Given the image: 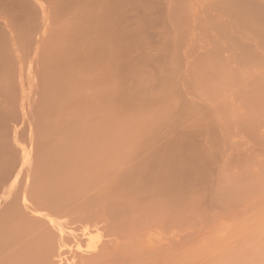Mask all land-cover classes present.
<instances>
[{"label": "rangeland", "instance_id": "obj_1", "mask_svg": "<svg viewBox=\"0 0 264 264\" xmlns=\"http://www.w3.org/2000/svg\"><path fill=\"white\" fill-rule=\"evenodd\" d=\"M220 1H222V4ZM224 1L226 2V0H0V80H1L0 81V89H1L0 92L3 91V94H2V92L0 93V96L1 97L3 96L2 98L0 97V99H2V100H0V104H1L0 105V125H1L0 126V154L4 155V157H5V158L3 157V159H5L2 161L4 163L3 165H5L7 162V164L5 165L6 169L4 170L6 175L4 174L3 169H2V172H0L1 174L2 173L4 174V175H0L1 176V178H0V180H1L0 181V186H1L0 187V205H1L0 210L1 211L3 210V212H0V216H1L0 217V232H1L0 233V264H2V262L4 264L5 259H7L5 257L11 249H12V251H14V250L18 251V246H23L24 248L26 246H28V248H29L30 245H35V247H32V248H34L33 251L35 253L34 255L36 256V259H39V260L41 259V261H39V260H37V262L34 261V262H36V264L37 263L42 264L41 262H42V259H44V258H46V259L43 261V263L46 262V264H129V263H131V264H233V263L234 264H249V263L250 264H256V263L257 264H264V257H263V255H264L263 254L264 253V249H263L264 248V246H263L264 245V237H263V235H264V181H261V180H264V175H263L264 174L263 173L264 172V107L263 106L264 105L262 106V104H264V96L263 95L261 96V93H264V89H263L264 88V85H263L264 84V74H263L264 66H262V65H264V47H263L264 46V41H263V39H264V35H263L264 34V22H263L264 18H262V17H264V16H257L260 13L264 14V10H261V9H264V0H251L250 4H249V2H248V4H246L247 6L246 5L241 6V5H237V4L235 5L234 3H232V6L229 4L230 5L229 8H228V6H229L228 3L223 4ZM228 1H230V0H227V2ZM218 5H221V7H219ZM215 6H216V8H215ZM223 6H225V7L223 8ZM242 7H243V9H241ZM179 9H180V11H179ZM230 9H232V10H230ZM247 9H249V11L251 13L247 12L248 11ZM173 11H176V12H173ZM239 11H242L245 13L241 14ZM252 11H253V13H252ZM176 13H178V14H176ZM102 14H104V15H102ZM118 14L121 15L122 17L119 16ZM238 14L239 15L241 14V16L239 17ZM248 14H250V15H248ZM255 14H256V17H255ZM110 15H111V17L112 16L113 17L111 18ZM104 16H105V18L109 17L107 19L110 21H107L104 18ZM116 16L119 18H117ZM78 17H80V18H78ZM96 17H98V18H96ZM240 18H242V19H240ZM259 18H261V19L259 20ZM78 19H82V20H78ZM98 19H99V22L98 21L96 22V20H98ZM101 19L102 20L104 19L103 21L106 24H104V23L102 24L103 21H101ZM140 19H142V20H140ZM152 20H154V21H152ZM124 21H125V23H124ZM257 21L258 22L260 21L262 23H260V22L258 23ZM95 22H96V25H99V26H96ZM113 22H115V23H113ZM116 23H119L120 25L117 24L118 25L117 26ZM149 24H151V25H149ZM65 25L68 27H66ZM105 25L108 28L105 27ZM232 25H234V26H232ZM248 25H250V26H248ZM116 26H117V29L119 28V30H122V29L125 30V33L123 30L118 32V30L116 29ZM120 26H122V28ZM77 27L79 28V30L81 32L83 31V29H85L84 32L87 31V33H89L88 38L90 40L85 39V37H84V39L83 38L81 39L84 41H81L79 39H78V41L74 40L73 37L75 35H77L78 32H80ZM88 27L89 28L92 27L91 28L92 30L89 29ZM255 27H258V28L255 29ZM64 28H66V29H64ZM73 28H74V30H73ZM153 28H155V29H153ZM55 29H57V30H55ZM62 29H63V31H62ZM75 29L77 32H74ZM106 29H108V30H106ZM115 29L117 32H115ZM145 29H147V30H145ZM157 29H160V30H157ZM88 30H91V31H88ZM255 30H256V32H255ZM56 31H57V33H56ZM107 31H108V35H107ZM110 31H111V33H110ZM66 32H67V34H66ZM121 32H122V35H121ZM72 33H74V34H72ZM97 33H99L100 35L99 34L97 35ZM253 33L255 34V36L253 35ZM63 34L67 37H65ZM71 34H72V36H71ZM90 34L92 35V37H90L91 36ZM116 34H118V35H116ZM123 34L124 35L126 34L124 36V38H126V39H124L122 37ZM130 34H131V36H130ZM136 34H138V36ZM52 35L54 37V41H53ZM54 35H56V37ZM105 35L107 36L106 38H104ZM108 36L110 39H108ZM117 36H118V38H117ZM133 36H135V37H133ZM141 36H142V38H140ZM101 37H103V38H101ZM129 37H130V39H128ZM164 37L166 39L167 38H169V39L164 40ZM232 37H234V38H232ZM30 38H31V40H30ZM95 38H96V40H95ZM157 38H159V39L157 40ZM14 39H15V41H14ZM49 39H51V41ZM122 39H124V40H122ZM239 39H241V41ZM57 40H58V43H57ZM61 40H63V41H61ZM103 40L104 41L106 40V42H104ZM107 40H108V42H107ZM131 40H133V41H131ZM135 40L138 41V43L135 42ZM28 41H30V42H28ZM55 41H56V43H55ZM74 41H75V43H74ZM99 41H102V42H99ZM111 41H112V45H114V47L115 46L118 47V49H113L114 47L110 46ZM152 41H154V42H152ZM71 42H72V44H71ZM80 42H81L82 46H81ZM90 42H93V43H91V45L92 44L100 45L99 48L95 47V50H93L94 47L93 48L88 47L90 45L89 44ZM95 42H96V44H95ZM98 42H99V44H98ZM103 42L105 43V45H107V47H105L104 49L101 47L104 45ZM116 42H118V43H116ZM120 42H122V43H120ZM16 43L20 47H18V45ZM76 43L79 46H77ZM106 43H109L110 45L106 44ZM139 43L142 45H140ZM241 43L243 44L242 46H241ZM61 44H63V45H61ZM74 44H76V45H74ZM120 44H121V46H120ZM49 45H51V46H49ZM108 45H109V49H107ZM166 45L168 46L167 49H165L167 47ZM23 46H25V47H23ZM52 46H54V48ZM61 46H62V48H61ZM128 46H129V48H128ZM71 47H74V49L72 48V50H71ZM79 47H81V48H79ZM5 48H6V50H5ZM26 48H27V50H26ZM49 48H50V50H49ZM63 48H65V49L63 50ZM125 48H126V50L128 48V50L126 51V54H125V51L123 52L124 54H122V50L120 51V49L125 50ZM130 48H132L133 50ZM244 48L245 49L248 48V49L245 50ZM57 49H58L59 54L56 51ZM242 49H244V51ZM47 50H49V51H47ZM115 50H118L120 52L117 51L115 54H113ZM46 51L48 54L51 53L50 56H48V57L52 56L51 57L52 59L50 58V62L52 60H54V61H52L53 63L51 62L52 64L55 63V65L56 64H58V65L62 64L63 65L65 63L67 65V64L71 63L70 65H67L68 66L67 68H69L68 72L69 73L71 72V73L70 74L68 73L66 76V77H71V78H67V80H66V81L69 80L68 83L70 85L65 82L66 84L69 85V86L67 85V87L65 89H64L65 83L60 84L59 82H57V84H56V83L48 82L49 86H51L50 89L52 88V91L49 88H47V85L43 84L46 82L43 79H45V78L48 79L47 76L49 75L48 74L49 72H47V74H45L46 72H44V69H45L44 68V65H45L44 60H46L45 58L47 55ZM68 51H69V55H68ZM41 52H42V55L44 57L41 56ZM83 52H85V54ZM96 52H98V53L96 54ZM127 52H128V55H127ZM143 52H145V54ZM219 52H221V53H219ZM60 53H63V54L60 55ZM119 53H120V56H119ZM175 53L177 56H175ZM17 54H18V56H17ZM91 54H94L92 56L97 58V61L95 60V58L94 59H93V57L91 58V56H90ZM111 54L115 55L114 59L117 62L115 60H113V55H111ZM117 54H118V56H117ZM97 55H99V56H97ZM106 55L109 59L107 57H105ZM121 55H123V56H121ZM53 56L54 57L56 56V57L53 58ZM100 56H101V58H100ZM127 56H129V59L127 58ZM13 57H15V61H13L14 60ZM118 57H120V58H118ZM122 57H123V59H122ZM138 57H139V60H138ZM140 57H142V58H140ZM167 57H169V58H167ZM249 57H251V59ZM104 58L106 60H103ZM124 58H127L128 60L127 59L124 60ZM133 58L134 59L136 58L137 60L135 59V62H133L134 61ZM166 58L168 61L166 60ZM208 58H210V59H208ZM6 59H8V60H6ZM70 59H71V61H70ZM119 59H121V60H119ZM130 59L132 61H130ZM142 59H144V60L141 61ZM164 59L166 61H164ZM214 59H215V61H214ZM256 59H259V61ZM47 60H48V58H47ZM60 60L61 61L67 60V62H65V61L61 62ZM78 60H79V63H75V62H78ZM85 60H86V63H85ZM91 60H92V62H91ZM98 60H100V61H98ZM123 60H124V62H123ZM212 60L214 62H212ZM255 60L258 62H256ZM126 61L128 64L126 63ZM174 61H176V63ZM261 61H263V62H261ZM110 63L112 65H110ZM129 63H131V64H129ZM164 63L166 64V66ZM259 63H260V65H258ZM74 64H76V65H74ZM97 64H98V66H97ZM116 64H118V65H116ZM126 64H127V66H125ZM208 64H210V67ZM101 65H103V66H101ZM104 65H106V66H104ZM140 65H141V69H140ZM142 65H144V66H142ZM33 66H34V68H36V69L38 68L39 70L38 69H37L38 71L36 69L34 70ZM74 66H75V68H74ZM84 66H85V68H84ZM96 66L98 67V69L95 68ZM109 66H113V67L109 68ZM135 66H137V67L135 68ZM169 66H170V68H168ZM171 66H172V68H171ZM174 66L176 67V69ZM99 67L102 70H99L100 69ZM106 67H108L109 69H107ZM124 67L126 70V74L128 73L127 75L125 74ZM255 67H256V70H255ZM72 68L78 69V70L72 71ZM105 68H106V70H103ZM119 68H120V70H122V73L119 70ZM198 68H200L201 71H199ZM205 68H207V69H205ZM4 69L5 70L7 69V70L5 71ZM86 69L88 70V72H86L87 71ZM95 69H96V71H95ZM172 69H174V70H172ZM210 69L211 70L213 69L211 71L212 73L209 71ZM215 69H216V71H215ZM40 70H41V72H40ZM92 70H94V71H92ZM109 70L113 72V75H112V72H110ZM203 70H204V72L207 70L208 73H206L207 72L206 71L205 72L206 74H204ZM217 70L219 72H217ZM23 71H25V72H23ZM78 71H80V72L82 71V72L79 73ZM84 71H85V73H84ZM118 71H120V72H118ZM134 71H135V73H134ZM144 71H145V73L141 74ZM168 71H169V73H168ZM37 73H39V75ZM91 73H92V75H91ZM129 73H130V75H129ZM41 74H43L44 77H43V75L41 77ZM88 74L91 75L92 77H94V79L91 76H89ZM103 74H104V76H103ZM118 74H120L121 76L120 75L117 76ZM139 74L141 75V77L140 76L136 77V75H139ZM229 74H231V75L233 74V75L231 76ZM95 75H98L97 78L95 77ZM215 75H216V79H215ZM238 75H240V76H238ZM32 76H35V77H32ZM73 76L77 77V78L75 77L76 80L74 79ZM78 76H81L82 79H81V77L79 78ZM86 76L90 77V80H88L89 78H86ZM108 76H110V77L107 78ZM227 76H228V78L231 77L232 79L228 80ZM99 77H101V78H99ZM111 77H112V80H111L110 84L113 83V86L115 85L113 87L114 91L111 92L112 96H110V92L108 93V91L107 92L104 91L103 90L104 88H102V90L99 89V88H101L100 84L105 81L104 79L107 78L106 83L105 84L103 83L104 85H107V83L109 82ZM117 77H121V78L123 77L122 79H124V80H122L121 78H117ZM208 77H210V78H208ZM233 77H235V78L233 79ZM72 78L74 80H72ZM252 78H253V81H252ZM114 79H117V80L120 79V81H117ZM222 79H223V81H222ZM39 80H41V82ZM83 80H84V83H83ZM85 80H86V82H85ZM254 80L255 81L257 80V82L255 83ZM88 81H90V82H88ZM121 81L123 83H119ZM93 82H95V83H93ZM139 82H140V84H139ZM2 83H3V85H2ZM36 83H39L38 84L39 86H37ZM71 83L72 84L74 83L73 85L76 84L77 86H73V85L71 86ZM88 83H89L90 87L87 86ZM114 83H116V84H114ZM164 83H165V86L167 85L166 86L167 88L166 87L164 88ZM166 83H168V84H166ZM227 83H229V84H227ZM13 84H15V85H13ZM51 84L54 86V90H53V86ZM91 84H93V86H91ZM110 84L107 86L112 87L111 86L112 84L111 85ZM123 85H125L127 90ZM17 86H18V88H17ZM45 86H46L47 90H45ZM78 86H80V87L78 88ZM98 86H100V87L97 88ZM160 86H162V87H160ZM252 86L256 91H254V89L251 88ZM118 87H121L122 89L120 90V88H119L118 91H115L118 89ZM15 88L17 89V91ZM76 88H78V89L76 90ZM84 88H86V89H84ZM171 88H172V90H171ZM214 88L216 89V91ZM48 89L51 92L55 91L54 93H52V95H51L52 98H50V102L48 101L49 103L47 102V100L49 99V98L47 99V97H49L51 92H50V94L47 92L48 96L46 97V99H43V100L41 99V97H44V95H45V94L42 95L41 91L46 92V91H49ZM67 89H69L70 91ZM82 89L85 92L83 95H82V93H83ZM123 89H125V90H123ZM173 89H174V91H173ZM247 89H248V91H247ZM38 90H39V92H38ZM99 90L101 92H98ZM129 90L130 91L132 90L131 93H133V95L130 94ZM161 90H162V92H161ZM252 90H253V92H252ZM67 91L70 92L69 94H71V95L73 92H75L71 96L72 102L70 101L71 98H70ZM103 91L105 92L106 96L104 95ZM142 91H143V94H141ZM222 91H224V92H222ZM62 92L65 95H63ZM76 92L78 94H76ZM95 92H97V93H95ZM118 92H120V94H122V95L118 94ZM247 92H249L250 96L248 95ZM114 93H115V95H113ZM153 93H154V95H152ZM163 93L165 96L163 95ZM53 94L55 97L53 96ZM74 94H76V95H74ZM79 94L81 95V97ZM116 94H117V96H116ZM124 94L125 95L127 94L128 101H127V99H125L126 96ZM135 94L136 95L141 94V97L139 95L135 96ZM170 94H171L170 97H166V95L169 96ZM211 94H213V95H211ZM56 95H59L62 99ZM66 95H68V96H66ZM77 95H79V96H77ZM99 95L101 98L99 97ZM253 95L254 96L256 95V98L254 97V99L257 100V98H258L257 101H255L254 99H251V96L253 98ZM74 96L80 97L81 102H79L80 99L77 98L78 103L74 104L73 103V99L75 100ZM108 96H110V97H108ZM138 96L140 98H138ZM246 96H247V98L248 97H250V98L247 99ZM82 97H83V100H82ZM88 97L90 99H87ZM103 97L104 98L108 97L112 101L106 100V98L104 101ZM111 97H112V99H111ZM115 97L117 98L116 100H115ZM131 97L133 99L135 97H137L136 100L134 99L135 102L132 100ZM53 99H54V101H52ZM86 99L88 102L86 101ZM140 99H142V100H140ZM168 99H170L171 101ZM260 99H261V101H260ZM262 99H263V101H262ZM40 100H41V102H40ZM45 100H46L47 104L49 105V107L52 106V108L50 107L51 109L46 105V103L44 104ZM113 100L117 104L114 103ZM251 100H252V102H251ZM253 100L255 102H258V103L262 102V104H260V106L262 108L259 106H257L258 107L257 108L254 105V104L257 105V103L252 104ZM42 101H44V102L42 103ZM67 101H70L73 104V105H71V107H73V108L70 107L71 103L67 102ZM82 101L83 102L86 101V103H82ZM96 101H97V104H96ZM119 101H121V102H119ZM130 101L132 104L127 103L130 106L127 105L128 107H126V105H123V104H126V102H130ZM156 101H158V102H156ZM164 101H165V104H164ZM4 102H6V103H4ZM99 102L100 103L104 102V103L99 104ZM170 102H171V104H170ZM79 103L81 106L83 104L84 105L86 104V106H88L89 104L90 105L88 107H86V106L81 107L80 105L78 106ZM87 103H89V104H87ZM36 104L38 105V107H41V108L37 109L38 107ZM93 104H96V105H93ZM75 105H76V107H74ZM105 105H107V106H105ZM139 105H141V106H139ZM142 105H144V106H142ZM169 105H170L171 109L169 110V112L163 114L165 119L162 116H161V118L159 117L160 119L157 118V126H154L155 127L154 129L156 130L157 133L156 132H155L156 134L154 133L155 138H153L154 139L153 142H152V140H150L151 142L147 141V139H145L146 140L145 141V140H143L144 138L140 139L141 138L140 137L139 139L141 141L142 140L143 141L135 146V147H138L136 152L134 151L135 149L132 150L133 152H135L137 154L130 152V154H131L130 156H132V155H134V156L131 157L133 159H131L130 157H129V159H131V161L132 160L133 161L131 162L130 160H128L127 161L128 163L124 162L122 164L123 168H120V172H119V170H118V172L117 171L115 172L116 175L119 174L120 176L118 175V177H117L115 175L116 176L115 178H118L117 182H116V183H118V180L120 179V177L125 176V174H127V172L129 173V171L131 169L133 170L135 168L141 167L140 165H142V163H145L144 160H142V159H145V157L147 158L149 156L152 159L151 161L149 160L150 163H152V164L151 165L148 164L150 166V167L148 166L150 168V172L147 168L148 173L146 174V172H145V174H142L143 178H141V175H138V177H140V180H141L140 181L138 179L139 182H144V180L145 179L148 180L149 177H150V179L157 177L156 175H158V174L156 172L153 173L151 171L152 170L151 167L154 165V163H155L156 167H160V165L162 166V163H163V165H167L166 164V163H168L167 160L168 161L171 160V161H169L168 164H171L170 169L172 168V171L174 170L172 173L175 175V177H177V179L175 177H173V179L174 178L176 179L175 180V183H176L175 186L177 187L178 192H181L182 196H183V194H182L183 189H181L182 187L184 188L183 193H185L184 197H182V200L181 201L179 200V202L172 201L173 203H171V200L169 201L167 199L169 201L168 203H170L169 205L173 204V206L175 208L174 209L175 212H174V210L171 212L173 206L171 208L168 205L166 198H165V200L167 203L166 205H168L167 206L168 208L165 207L166 205H164V204H161V205H163V207L162 206L160 207V204H159V207H160L159 208L158 206H156L155 203H153L154 198L156 200V197H154V190L152 187L151 188L146 187L144 189L140 188V189H138V191H136L137 189L133 190L131 188L133 191H136V192H132V194L134 196H135L134 193H136V195H137L136 199H135V197H133V195L131 193H129L131 195H129L128 198L124 197L126 194H124V196L121 197V195L125 192L126 188L123 190V188L120 187L121 190H123L124 192L121 191L122 194L121 193L116 194V192L118 191L117 188H119V186H117V188L115 190L116 183H114V181H113L114 179L112 178V176H114L113 174H115V173H113L111 176L108 175L109 177H107V179L103 178V180L100 181L102 183H99L97 180L96 182H98L99 185H97V186L95 185V188L94 187L92 188V186H91L92 190L91 189L87 190V191H89L88 194H86L87 193V191H86V193H83V195H81V197L85 196V195L86 196L89 195L87 197V199H89V197L91 195L90 199H93V201L96 203L95 204L96 206H95L92 203L93 201H90L91 204L94 205L95 207L92 206L93 212L91 210H88L89 207L87 208L88 211L86 210V213L91 211L89 213V216H88V214L84 213V214H86L87 217L85 215L83 216V214H82L85 211L80 210L81 208L86 209V207L89 206V204H90L89 201H88L89 202L88 205L84 204V202L86 200V196L83 197L85 200L82 199V201L84 200L83 201L84 207L76 208V210L79 209V211H76L74 208L78 205V202L81 201L79 199H78L79 200L78 202L76 201L77 199L74 200L75 202H77V205L74 206L76 203L72 204L71 205L72 210L70 209L71 207H69L70 204L68 206V203H67L66 207L60 206V208L62 207L60 209V208L53 207V203L49 204L50 202L48 203L47 201H45V202H47L48 204L41 203L43 200L41 202L36 203L38 201L37 198H36L37 201L36 200L33 201V199H35V198H32L31 192L33 191L34 187L36 186L35 184H37V186H38L39 181L43 180L42 177L48 175L47 174L48 172L47 173L44 172V174L46 173L47 175H43L41 171H38V173L35 172V169L38 168L36 166V163L37 164L40 163L37 161L40 158L43 150L47 151V148H45L46 145L49 144L47 146L50 147V143L51 142L53 143V141L57 138L56 140L59 142H57L55 140V143L58 144L61 142V140H63L64 143L62 141L60 144L63 143L62 145L64 146L65 141H66L67 145L69 147L71 145V147H72L73 142L76 138V135H74L73 132L76 131V128L79 126V123H81V125L84 124L83 126H85V123L83 122V118L85 119L88 114H92V112L94 113L92 115H88L89 120L86 121L88 124H90L93 121V119L92 120H90V119L94 118V117H95V120H94L95 123L97 121L102 122L100 119H101V117H103V115L105 116L106 113L117 114L118 116L121 117V119L127 118V119L123 120L125 122H131V121L134 122V120L137 119L136 118L138 116L137 113H139L138 118H140V119L145 118L146 114H149L150 111H152V113H153L152 116L156 117V115L159 111H162L166 108H169ZM195 105H196V107H195ZM218 105H220V106H218ZM45 106H46V109H45ZM55 106H58V107H56L57 109L55 108ZM60 106H61V108H60ZM47 107L49 108V110ZM107 107H108V109H107ZM118 107L121 110L120 112H119ZM135 107H136V109H135ZM156 107H158V108L156 109ZM173 107H174V110H173ZM175 107H177V109H175ZM79 108L81 109L80 112H79ZM87 108H89V109H87ZM148 108H149V111H148ZM259 108H261L262 111ZM52 109H55V111L59 110V112H55ZM74 109L78 110L80 117L82 114L86 115V116L82 115L84 117H82V119H80V121H82L83 123L79 121L80 117L78 116L77 111H75ZM93 109H94V111H93ZM128 109L130 110L131 113L133 111V113L131 114ZM153 109H154V111H153ZM257 109H259V110L257 111ZM39 110H43V111H39ZM46 110L48 111L47 113H46ZM83 110H84V113H83ZM87 110H89V111H87ZM97 110H99V112H97ZM102 110H104V112ZM115 110L118 111L119 113L116 112ZM155 110L157 111V113ZM217 110L220 112V114H219V112H215ZM44 111H45V113L42 114V112H44ZM143 111L144 112L146 111L145 115H144L145 117L143 116V114H144ZM6 112H9V113H6ZM16 112H17V115H16ZM81 112H82V114H81ZM96 112H97V114H96ZM258 112L259 113L263 112V113L261 115V113L257 114ZM13 113H14V115H13ZM98 113H100V114H98ZM140 113L141 114L143 113V114L140 115ZM181 113H182V116H181ZM7 114L9 116H11L12 118L9 117ZM169 114H171V115H169ZM212 114H213V117L211 116ZM34 115H36V116L34 117ZM42 115L44 116V118H42L43 117ZM122 115H124V116L122 117ZM126 115H128V116H126ZM132 115H134L135 117ZM58 116H59V118H58ZM118 116H117V118L120 119V117H118ZM243 116H244V118H243ZM97 117H99L98 120L96 119ZM128 117H130V119ZM133 117H134V119H132ZM240 117H241V121H240ZM64 118H67V119H64ZM72 118L73 119L75 118L73 120L74 121L73 124H71ZM237 118L239 121H237ZM59 119L61 120L60 123H59V121H60ZM102 119H104V117ZM121 119L119 121H122ZM140 119H137L138 123H139ZM155 119H154V121H155ZM176 119H177V121H176ZM242 119H243V121H242ZM46 120L49 121V124H51L48 127L46 126V124L42 125V123H47V122H45ZM63 120H66V122L64 123ZM69 120H70V123H69ZM247 120H250L251 122L252 121L253 122L250 123V121L248 122ZM54 121H56L59 124H56V122L53 123ZM78 121H79V123H78ZM89 121H90V123H89ZM170 121H172V122H170ZM256 121H258V122H256ZM35 122H37V123H35ZM76 122L78 124H75ZM219 122L221 124L223 122V124L219 125ZM236 122H237V124H236ZM38 123H40V124H38ZM152 123H153V121H152ZM171 123H172V125H170ZM244 123H246V124H244ZM249 123H250V125H249ZM254 123H255V125H253ZM37 124H38V126L39 125L41 126V130H39L40 127H37ZM64 124L65 125L68 124L67 129H66V126L62 127V126H64ZM228 124H230V125H228ZM240 124L242 125V127L240 126ZM52 125L55 126V129H56V131H54L53 134L56 133V134H60V135L56 136V134L55 135L52 134L53 138L49 137V140L51 139L52 141L48 142L47 141L48 139H46V137H48L49 135L45 136V134H42V130H43L42 128L44 127L45 132H48V131H50L49 127H51ZM70 125H71V127L69 128ZM154 125H156V122ZM210 125L213 127H211ZM214 125H216V126H214ZM252 125H253V127H252ZM246 126L248 127V130H247ZM250 126H251V128H250ZM45 127H47V131H46ZM72 127H75V128H72ZM68 128L69 129L72 128L73 130L72 129L69 130ZM61 129H66L69 131V133L68 132L66 133V130H65V132L62 131ZM51 130H52V128H51ZM160 131H161V133H160ZM39 132H41L40 133L41 135H39ZM63 132H64V134L66 133L67 137L63 134ZM71 133H73V134H71ZM49 134H51V132H49ZM70 134L74 135L75 137L71 136ZM42 135H44V136H42ZM61 137H63V139H60ZM70 137H72V138H70ZM67 138H68V140H67ZM70 139H73V140L70 141ZM139 139H138V141H139ZM216 139H217V141H216ZM33 140H35V141H33ZM102 140H103L102 142H104V143L106 142L105 138ZM156 140H158V141H156ZM175 140H177V141H175ZM40 141L43 143H41ZM172 141H173V144L171 143ZM53 145H54V143H53ZM139 145H141V146H139ZM167 145H168V147L166 148ZM135 147H133V148H135ZM155 149L158 151H166V152L165 153L161 152V154L163 153V155H161L160 152L156 151L157 152L156 153ZM41 150H42V152H40ZM187 150H189V151H187ZM169 151H170V153H169ZM181 153L185 157L183 156V158H182ZM153 154L157 155V157L155 156L156 158H154ZM170 155L171 156L175 155V156H173V158L172 157L170 158ZM152 156L154 159L152 158ZM161 156H162V158H161ZM15 157H16V159H15ZM164 157H165L166 161H164V159H163ZM167 157L169 159H167ZM179 157H181V158H179ZM148 158L146 160H148ZM175 158H177V159H175ZM185 158L187 160H185ZM158 160H160V161L158 162ZM201 160L202 161L204 160L205 165L202 164L203 162H201ZM39 161H41V160L39 159ZM42 161H43V159H42ZM172 161H174V162H172ZM179 161H181V163ZM246 161H248V162H246ZM249 161H251V163ZM0 162H1V160H0ZM184 162L185 163L187 162L186 165ZM191 162H192V164H191ZM132 163H134L133 168H131V166H129V165H132ZM139 163H141V164H139ZM158 163H160V164H158ZM182 163L185 166L184 168L182 166ZM0 164H2V163H0ZM135 164H136V166H135ZM12 165H13V167H12ZM145 165H146V163H145ZM157 165H159V166H157ZM38 166H40V165H38ZM134 166H135V168H134ZM124 167H125V169H124ZM126 167H129V168H126ZM190 167H192L191 170H190ZM1 168H3V167L1 166ZM1 168H0V170H1ZM194 168H197L199 173L197 172V174H194L195 172H193L192 169L194 171L197 170ZM38 170H40V169L38 168ZM145 170H146V168H145ZM204 170H206V171H204ZM180 171L182 173H180ZM122 172H124V173L126 172V173L124 174ZM7 173H9V174L7 175ZM34 173H37L38 175L40 173L43 176L42 175L35 176L36 174H34ZM175 173H179V174H177L178 176ZM200 174L201 175L203 174L204 177L201 176ZM205 174H207V175H205ZM259 174H260V176L261 175L262 176L259 177ZM146 175L148 178L146 177ZM251 175L256 177L257 180H255V178L252 177ZM151 176H153V177H151ZM248 176H249V179L246 178ZM3 177L6 179V181H4ZM144 177H146V178L144 179ZM190 178H191V180H190ZM253 178H254V180H253ZM184 179L186 181L188 180V182H186ZM251 179H252V181H251ZM46 180H48V179H46ZM100 180H101V178H100ZM180 180H181V182H179ZM182 180H183V182H182ZM109 181L112 184L114 183L115 186L113 185L111 187ZM177 181L182 185L177 183ZM256 181H257V183H256ZM33 182H34V184H33ZM43 182H44V180H43ZM43 182L41 181V183H43ZM228 182L231 184H229ZM246 182H247V184L251 183L254 186L249 184L250 187H247L249 185H246ZM41 183H39V184H41ZM184 183H186L187 185L189 183V185L186 186ZM1 184H3V185H1ZM44 184L45 183H43V185ZM26 185H28V187H31V188H27ZM180 186H182V187H180ZM109 187H111V189L113 188L115 190L114 191L115 193H113V191H111V189ZM188 187H190L191 191L187 190V189H189ZM240 187H242V188H240ZM228 188H230V189H228ZM235 188H237V189L235 190ZM247 188H249V189H247ZM250 188H252V191H249V190H251ZM256 188L259 190L261 189V190L259 191ZM22 189H24V190H22ZM26 189H28V190H26ZM87 189H89V188H87ZM127 189H129V188L127 187ZM231 189H232V191H230ZM241 189H242V192H241ZM18 190L20 191V193L23 192L24 194L23 193L20 194ZM74 190H77V189H74ZM99 190H103V192H105V190H106V192L103 193L102 191H99ZM140 190H144V191L141 192ZM222 190L224 192H222ZM243 190H244V192H243ZM81 191H82V189H81ZM110 191H111L112 196L110 194ZM151 191H153V192H151ZM188 191L190 192V194ZM253 191L254 192L256 191V192L253 193ZM12 192H13V194H12ZM70 192H71V190H70ZM77 192H78V190H77ZM145 192L147 194H144ZM148 192L150 195L148 194ZM237 192L238 193L240 192L239 194H241V195H239ZM14 193H16V194H14ZM18 193H19V195H18ZM71 193H70V195H71ZM75 193H76V191H75ZM107 193H109L110 195H108ZM187 193H188V195H187ZM244 193H246L247 195ZM80 194H82V193H80ZM76 195L79 197L78 193ZM76 195L75 196L73 195V196L77 197ZM139 195H140V197H139ZM146 195H149V197H147ZM151 195H153V196H151ZM108 196L111 198L107 199V198H109ZM190 196H191V198H190ZM240 196L242 198H240ZM20 197H22V198H20ZM70 197H72V196H70ZM92 197H94V198H92ZM95 197H96V199H95ZM100 197H102V198H100ZM137 197H138V199L140 198L142 200V202H140V199L138 200ZM152 197H154V198H152ZM186 197H187V199H186ZM217 197L219 199H222V201L224 203H222L221 200L219 201ZM236 197L238 199H236ZM115 198H117V200ZM131 198H133V199H131ZM10 199H12V200H10ZM101 199H104V200H101ZM111 199L113 200L114 204L111 203L112 202ZM128 199H129V202H128ZM143 199H144V201H149V202H144ZM227 199H229V200H227ZM14 200H16V202H13ZM72 200L70 199V201H72ZM99 200L103 201V202L105 201L104 203L106 205H104L103 203L101 205V202ZM165 200H161V198H160L161 202H163ZM184 200H185V202H184ZM5 201H6V203H8L7 205H6ZM10 201L20 205L21 206L20 209H22V206H23V211H24L23 216L25 215V219H26L25 221H27V222L24 221L21 223L22 224L28 223L26 225H28L29 229L26 228V226L24 224L25 232H24V230H21V229L18 231V232L21 231V233L23 232L25 235H23V233H22V235L21 234L20 235L24 236V237L23 238L21 237V240L18 241V243L17 242L15 243L16 245L14 243L8 244L11 242V240L8 239L10 241L9 242L7 241L8 242L7 243L8 246H7L6 241L4 243L5 235L3 232H5L7 234L6 230H8V229L6 227L5 221H4L5 226L3 225L4 223L1 224L2 223L1 220H4V218L3 219H1V218L3 217L2 216L3 213L5 214L6 211L10 212L12 210L10 208V206H11ZM120 201L121 202L124 201L125 203L123 202L122 203L123 205H122ZM158 201H159V199L157 200V202ZM194 201H197V202H194ZM67 202H69V201H67ZM86 202H87V200H86ZM109 202L111 204V207H109L110 206ZM180 202H182V203H180ZM71 203H73V202H71ZM115 203L117 204V206H118V204L121 205L118 207H123V206L125 207L126 206L125 207L126 209L115 207L116 206ZM151 203L153 204L154 208L153 207L151 208V206H152ZM179 203H180L181 207L178 205ZM37 204H38V206H37ZM57 204H59V203H57ZM136 204H138V205H136ZM8 205H9V208H7ZM13 205L15 208H17L15 206V204H13ZM44 205H46L47 208ZM79 205H81V204L79 203ZM99 205L101 206V208H99ZM112 205H114V206L112 207ZM157 205H158V203H157ZM183 205H185V206H183ZM127 206L128 207L130 206V207L127 208ZM131 206H134V207H131ZM147 206H149V207H147ZM155 206L157 208H155ZM11 207L13 208V206H11ZM49 207H51L52 209H49ZM57 207H59V205ZM108 207H109V209H108ZM146 207H147V210L145 211ZM163 208H166V210ZM6 209H9V210L11 209V210L9 211ZM73 209L76 211V213L73 211ZM115 209L117 211H115ZM123 209H125V210H123ZM128 209H129V211L131 209L130 213H129ZM160 209H161V211L162 210L163 211L160 213V215H156V213L157 214L159 213L158 210L160 211ZM176 209H177V211H176ZM66 210H67V213H66ZM152 210H154L153 213L150 212ZM123 211H124V214L122 213ZM14 212H15V210H14ZM140 212H142V213H140ZM164 212H165V214H164ZM127 213L129 215L131 214V216L128 215L129 217H127L128 220L126 221ZM77 214H79V218H78ZM120 214H123V215H120ZM148 214H150V215H148ZM7 215H8V213H7ZM7 215H6V218H7ZM132 215L135 217H133ZM122 216H124V217H122ZM144 216L148 217V218L144 219L145 218ZM149 216L150 217L153 216V217L149 218ZM84 217H86V218L83 220ZM72 218H73V220H72ZM22 219H23V217H22ZM88 219H90V220H88ZM112 219H114V220H112ZM11 220H12V218H11ZM36 220H37V222H36ZM133 220L136 222H134ZM13 221H15V219ZM20 221H21V218H20ZM30 221H31L32 225H31ZM87 221L89 224L87 223ZM121 221H123L124 223ZM129 221L131 223H129ZM84 222H86V223H84ZM112 222H114L116 224V226ZM120 222H121V224H120ZM133 222L135 224H133ZM11 223H13V222H11ZM66 223H67V225H66ZM13 224H11V226H9L8 228L11 229ZM15 224H17V223H15ZM72 224H74V225L72 226ZM129 224L131 226H129ZM7 225H8V223H7ZM19 225H20V223H19ZM33 225H34V227H33ZM109 225H111V226H109ZM136 225H137V227H136ZM114 226H115V228H114ZM16 227H18V225ZM112 227L114 229H112ZM20 228H22V226ZM128 228H130V229H128ZM131 228H132V230H131ZM27 229L29 230V233H28ZM116 230H118V231H116ZM12 231H13V229H12ZM9 232H8V234H9ZM260 232L263 234H261ZM117 233L118 234L120 233V234L118 235ZM258 233H259V235H258ZM54 234H56V235H54ZM9 235L12 236V234H9ZM17 235H18V233H17ZM31 235H33V236H31ZM256 236H258L259 238ZM260 236L262 238H260ZM6 238H7V235H6ZM8 238H9V236H8ZM28 238H31V240H29ZM45 239L47 240L48 243H50L49 247H50L51 251L49 248H47L48 245L46 247L47 249H49L47 252L48 253L50 252V254H44L45 250H46V248H43V246H45L44 241L46 242ZM5 240H7V239H5ZM260 240H261V244L260 243L258 244V241L260 242ZM255 241H257V242H255ZM29 242H31V243H29ZM32 242H34V243H32ZM35 242H37V243L39 242V244H41L42 247H40L41 245H39V244L37 245V243H35ZM41 242H43V243H41ZM36 246H38L39 249H38V247L36 248ZM248 246H250V247H248ZM1 247L5 248V250H3V248H1ZM13 247H15V249ZM19 249H21V247H19ZM27 249H24V250H27ZM43 250H44V252H43ZM28 251H30V250L28 249ZM28 251L26 252V254L28 253ZM37 251H39L38 252L39 254H37ZM55 251H56V253H55ZM256 251H257V253H256ZM258 251H260V252H258ZM14 252H16V251H14ZM134 252H136V253H134ZM5 253H6V255H5ZM19 253H24V252L19 250ZM31 253H33V252L31 251ZM138 253H139V256H138ZM9 254H10V252H9ZM250 255H252V256L250 257ZM135 256H136V258H135ZM145 256H147V257H145ZM7 257H8V255H7ZM27 257H29L28 254H27ZM32 257L34 259L33 255H32ZM47 257H48V260H47ZM253 257H254V259H253ZM2 259H4V260L2 261ZM127 261H129V263ZM26 262H27L26 264H28L27 260H26ZM30 263H32V262L30 261Z\"/></svg>", "mask_w": 264, "mask_h": 264}, {"label": "bare ground", "instance_id": "obj_2", "mask_svg": "<svg viewBox=\"0 0 264 264\" xmlns=\"http://www.w3.org/2000/svg\"><path fill=\"white\" fill-rule=\"evenodd\" d=\"M217 2V1H216ZM221 2V4H222V1H220ZM230 2V3H229ZM248 2H249V4L251 3V0L249 1V0H230V1H228L227 2V0H226V2L224 1V3L223 4H226V3H228V5L230 4L231 6H232V3H234L235 5L237 4V5H246V4H248ZM253 2V1H252ZM257 2V1H256ZM254 3V2H253ZM212 4V3H211ZM216 4V3H215ZM178 5V4H177ZM176 5V6H177ZM227 5V6H228ZM230 5L228 6V8L230 7ZM252 5V4H251ZM257 5V4H256ZM219 7H221V5H218ZM234 6V5H233ZM247 6V5H246ZM253 6V5H252ZM179 7V6H178ZM225 6H223V8H224ZM235 7V6H234ZM239 7V6H238ZM257 7V6H256ZM181 8V7H180ZM215 8H216V6H215ZM227 8V7H226ZM175 9V8H174ZM178 9V8H177ZM182 9V8H181ZM241 9H243V7L241 8ZM245 9V8H244ZM257 9V8H256ZM230 10H232V9H230ZM248 11L247 12H249V13H251L250 11H249V9H247ZM251 10V9H250ZM261 10H264V9H261ZM179 11H180V9H179ZM243 11V10H242ZM242 11H239L241 14L242 13H245V12H242ZM259 11V10H258ZM173 12H176V11H173ZM182 12V11H181ZM233 12V11H232ZM263 12V11H262ZM227 13V12H226ZM231 13V12H230ZM234 13V12H233ZM252 13H253V11H252ZM174 14V13H173ZM176 14H178V13H176ZM241 14L239 15V17L241 16ZM102 15H104V14H102ZM115 15V14H114ZM119 15V14H118ZM117 15V16H118ZM234 15V14H233ZM245 15V14H244ZM247 15V14H246ZM248 15H250V14H248ZM254 15V14H253ZM98 16V15H97ZM116 16V17H117ZM119 16H121V15H119ZM147 16V15H146ZM173 16V15H172ZM257 16H264V14L263 13H260V14H258ZM103 17V16H102ZM110 17H111V15H110ZM113 17V16H112ZM111 17V18H112ZM122 17V16H121ZM144 17V16H143ZM149 17V16H148ZM147 17V18H148ZM175 17V16H174ZM173 17V18H174ZM238 17V16H237ZM248 17V16H247ZM250 17V16H249ZM255 17H256V14H255ZM78 18H80V17H78ZM84 18V17H83ZM96 18H98V17H96ZM101 18V17H100ZM104 18H105V16H104ZM107 18H109V17H107ZM107 18H105L107 21H110V20H108ZM110 18V19H111ZM117 18H119V17H117ZM253 18V17H252ZM262 18H264V17H262ZM114 19V18H113ZM124 19V18H123ZM175 19V18H174ZM240 19H242V18H240ZM239 19V20H240ZM250 19V18H249ZM257 19V18H256ZM261 18H259V20H260ZM76 20V19H75ZM78 20H82V19H78ZM94 20V19H93ZM104 20V19H103ZM102 19H101V21H103ZM105 20V21H106ZM120 20V19H119ZM122 20V19H121ZM140 20H142V19H140ZM145 20V19H144ZM251 20V19H250ZM99 22V19L98 20H96V22ZM117 21V20H116ZM152 21H154V20H152ZM151 21V22H152ZM163 21V20H162ZM177 21V20H176ZM185 21V20H184ZM224 21V20H223ZM96 22H95V25H96ZM127 22V21H126ZM137 22V21H136ZM140 22V21H139ZM144 22V21H143ZM161 22V21H160ZM165 22V21H164ZM163 22V23H164ZM245 22V21H244ZM247 22V21H246ZM249 22V21H248ZM255 22V21H254ZM258 22V21H257ZM260 22V21H259ZM258 22V23H259ZM264 22V21H263ZM75 23V22H74ZM92 23V22H91ZM104 23V21L102 22V24ZM113 23H115V22H113ZM120 23V22H119ZM119 23H116V25L118 24V25H120ZM124 23H125V21H124ZM129 23V22H128ZM145 23V22H144ZM159 23V22H158ZM251 23V22H250ZM260 23H262V22H260ZM100 24V23H99ZM104 24H106V23H104ZM109 24V23H108ZM160 24V23H159ZM255 24V23H254ZM77 25V24H76ZM92 25V24H91ZM117 25V26H118ZM123 25V24H122ZM125 25V24H124ZM137 25V24H136ZM149 25H151V24H149ZM148 25V26H149ZM165 25V24H164ZM163 25V26H164ZM257 25V24H256ZM66 26V25H65ZM64 26V27H65ZM94 26V25H93ZM96 26H99V25H96ZM111 26V25H110ZM117 26H116V29H117ZM223 26V25H222ZM232 26H234V25H232ZM247 26V25H246ZM248 26H250V25H248ZM258 26V25H257ZM66 27H68V26H66ZM85 27V26H84ZM105 27H107L106 25H105ZM121 28H122V26H120ZM144 27V26H143ZM146 27V26H145ZM159 27V26H158ZM229 27V26H228ZM244 27V26H243ZM252 27V26H251ZM250 27V28H251ZM259 27V26H258ZM258 27H255V29L256 28H258ZM78 28V27H77ZM87 28V27H86ZM89 28V27H88ZM92 28V27H91ZM91 28H89V29H91ZM108 28V27H107ZM110 28V27H109ZM112 28V27H111ZM114 28V27H113ZM220 28V27H219ZM249 28V29H250ZM253 28V27H252ZM64 29H66V28H64ZM116 29H115V32H117L116 31ZM141 29V28H140ZM152 29V28H151ZM153 29H155V28H153ZM263 29V28H262ZM55 30H57V29H55ZM73 30H74V28H73ZM78 30H79V28H78ZM84 30L85 29H83V33L80 31V32H78L77 33V35H73L74 37V40H77L78 41V39L79 40H81L82 38L84 39V37H85V39H89L88 37V34L89 33H87V31H85L84 32ZM92 30V29H91ZM91 30H88V31H91ZM100 30V29H99ZM106 30H108V29H106ZM110 30V29H109ZM118 30V32H120V31H122V30H119V28L117 29ZM129 30V29H128ZM135 30V29H134ZM144 30V29H143ZM145 30H147V29H145ZM149 30V29H148ZM157 30H160V29H157ZM226 30V29H225ZM52 31V30H51ZM62 31H63V29H62ZM66 31V30H65ZM124 31V33H125V30H123ZM154 31V30H153ZM223 31V30H222ZM228 31V30H227ZM226 31V32H227ZM259 31V30H258ZM262 31V30H261ZM68 32V31H67ZM67 32H66V34H67ZM74 32H77L76 31V29H75V31ZM106 32V31H105ZM225 32V31H224ZM231 32V31H230ZM255 32H256V30H255ZM56 33H57V31H56ZM59 33V32H58ZM61 33V32H60ZM64 33V32H63ZM86 33V34H85ZM92 33V32H91ZM110 33H111V31H110ZM109 33V34H110ZM113 33V32H112ZM127 33V32H126ZM130 33V32H129ZM132 33V32H131ZM136 33V32H135ZM147 33V32H146ZM154 33V32H153ZM185 33V32H184ZM222 33V32H221ZM229 33V32H228ZM247 33V32H246ZM69 34V33H68ZM72 34H74V33H72ZM72 34H71V36H72ZM76 34V33H75ZM99 33H97V35H98ZM133 34V33H132ZM167 34V33H166ZM62 35V34H61ZM60 35V36H61ZM64 35V34H63ZM91 35V34H90ZM100 35V34H99ZM107 35H108V31H107ZM111 35V34H110ZM113 35V34H112ZM116 35H118V34H116ZM121 35H122V32H121ZM126 35V34H125ZM124 34H123V38H124V36H125ZM137 36H138V34H136ZM143 35V34H142ZM153 35V34H152ZM169 35V34H168ZM171 35V34H170ZM230 35V34H229ZM243 35V34H242ZM253 35L255 36V34L253 33ZM262 35V34H261ZM264 35V34H263ZM55 37H56V35H54ZM59 36V35H58ZM65 36V35H64ZM70 36V35H69ZM115 36V35H114ZM130 36H131V34H130ZM232 36V35H231ZM230 36V37H231ZM241 36V35H240ZM260 36V35H259ZM52 37H53V35H52ZM65 37H67V36H65ZM87 37V38H86ZM90 37H92V35L90 36ZM107 36L105 35L104 36V38H106ZM111 37V36H110ZM133 37H135V36H133ZM170 37V36H169ZM257 37V36H256ZM29 38V37H28ZM64 38V37H63ZM71 38V37H70ZM101 38H103V37H101ZM117 38H118V36H117ZM120 38V37H119ZM140 38H142V36L140 37ZM139 38V39H140ZM145 38V37H144ZM152 38V37H151ZM150 38V39H151ZM232 38H234V37H232ZM261 38V37H260ZM66 39V38H65ZM64 39V40H65ZM93 39V38H92ZM91 39V40H92ZM98 39V38H97ZM100 39V38H99ZM108 39H110L109 38V36H108ZM115 39V38H114ZM124 39H126V38H124ZM124 39H122V40H124ZM128 39H130V37L128 38ZM134 39V38H133ZM136 39V38H135ZM153 39V38H152ZM159 38H157V40H158ZM166 38L164 37V40H165ZM167 39H169V38H167ZM166 39V40H167ZM26 40V39H25ZM30 40H31V38H30ZM50 41H51V39H49ZM71 40V39H70ZM90 40V39H89ZM95 40H96V38H95ZM121 40V39H120ZM138 40V39H137ZM144 40V39H143ZM156 40V39H155ZM162 40V39H161ZM171 40V39H170ZM235 40V39H234ZM240 41H241V39H239ZM14 41H15V39H14ZM53 41H54V37H53ZM61 41H63V40H61ZM66 41V40H65ZM64 41V42H65ZM81 41H84V40H81ZM86 41V40H85ZM94 41V40H93ZM104 41V40H103ZM127 41V40H126ZM129 41V40H128ZM131 41H133V40H131ZM142 41V40H141ZM140 41V42H141ZM263 41H264V39H263ZM12 42V41H11ZM28 42H30V41H28ZM99 42H102V41H99ZM99 42H98V44H99ZM104 42H106V40L104 41ZM103 42V46H101L103 49L105 48V47H107V45H105V43ZM107 42H108V40H107ZM135 42H137L138 43V41H136L135 40ZM134 42V43H135ZM152 42H154V41H152ZM158 42V41H157ZM164 42V41H163ZM176 42V41H175ZM239 42V41H238ZM20 43V42H19ZM55 43H56V41H55ZM57 43H58V40H57ZM74 43H75V41H74ZM84 43V42H83ZM91 43H93V42H90L88 45V47H90V48H93V50H95V47H97V48H99V46L100 45H94V44H92L91 45ZM116 43H118V42H116ZM120 43H122V42H120ZM165 43V42H164ZM17 44V43H16ZM23 44V43H22ZM27 44V43H26ZM69 44V43H68ZM71 44H72V42H71ZM77 44V43H76ZM76 44H74V45H76ZM80 44H81V42H80ZM95 44H96V42H95ZM106 44H109V43H106ZM114 44V43H113ZM140 44V43H139ZM153 44V43H152ZM162 44V43H161ZM240 44V43H239ZM18 45V44H17ZM32 45V44H31ZM61 45H63V44H61ZM87 45V44H86ZM110 45V44H109ZM109 45H108V48L107 49H109ZM131 45V44H130ZM134 45V44H133ZM140 45H142V44H140ZM163 45V44H162ZM243 44L241 43V46H242ZM30 46V45H29ZM49 46H51V45H49ZM57 46V45H56ZM77 46H79L78 44H77ZM81 46H82V44H81ZM110 46H112V47H114V45H112V41H111V45ZM120 46H121V44H120ZM123 46V45H122ZM167 46V45H166ZM174 46V45H173ZM177 46V45H176ZM18 47H20L19 45H18ZM23 47H25V46H23ZM27 47V46H26ZM53 48H54V46H52ZM58 47V46H57ZM75 47V46H74ZM74 47H71V50H72V48L74 49ZM87 47V48H88ZM111 47V48H112ZM131 47V46H130ZM142 47V46H141ZM264 47V46H263ZM28 48V47H27ZM27 48H26V50H27ZM61 48H62V46H61ZM68 48V47H67ZM76 48V47H75ZM79 48H81V47H79ZM110 48V49H111ZM128 48H129V46H128ZM128 48H127V50H128ZM168 48V46L165 48V49H167ZM176 48V47H175ZM20 49V48H19ZM65 48H63V50H64ZM77 49V48H76ZM84 49V48H83ZM82 49V50H83ZM101 49V48H100ZM102 49V50H103ZM113 49H118V47H114ZM112 49V50H113ZM130 49H132V48H130ZM245 49V48H244ZM244 49H242L243 51H244ZM248 49V48H247ZM247 49H245V50H247ZM5 50H6V48H5ZM49 50H50V48H49ZM49 50H47V51H49ZM53 50V49H52ZM61 50V49H60ZM79 50V49H78ZM85 50V49H84ZM83 50V51H84ZM122 50V54H124L123 52L125 51V54H126V48H125V50H123V49H120V51ZM133 50V49H132ZM136 50V49H135ZM170 50V49H169ZM19 51V50H18ZM47 51H46V60H47V58H48V60L46 61V60H44L43 62H44V72H46L45 74H47V72H49L48 74V79L47 78H45V79H43L44 81H46L45 83H43V84H45V85H47V88H49L50 89V87L51 86H49V83L48 82H50V83H56L57 84V82H59L60 84L62 83H68L69 82V80L68 81H66L67 80V78H71V77H66L67 76V74L69 73L68 72V69L69 68H67L68 66L67 65H70V64H61V65H58V64H56L55 65V63L54 64H52L53 62L52 61H54V60H52L51 62H50V58L52 57H48V56H50V54H48L47 53ZM57 52H58V49L56 50ZM62 51V50H61ZM77 51V50H76ZM91 51V50H90ZM99 51V50H98ZM101 51V50H100ZM107 51V50H106ZM118 50H115L114 51V53L113 54H115L116 52H117ZM120 51H118V52H120ZM131 51V50H130ZM2 52V51H1ZM22 52V51H21ZM44 52V51H43ZM75 52V51H74ZM92 52V51H91ZM94 52V51H93ZM108 52V51H107ZM129 52V51H128ZM128 52H127V55H128ZM133 52V51H132ZM214 52V51H213ZM246 52V51H245ZM14 53V52H13ZM16 53V52H15ZM65 53V52H64ZM77 53V52H76ZM82 53V52H81ZM84 54H85V52H83ZM98 52H96V54H97ZM144 54H145V52H143ZM142 53V54H143ZM219 53H221V52H219ZM10 54V53H9ZM24 54V53H23ZM54 54V53H53ZM57 54V53H56ZM58 54H59V52H58ZM57 54V55H58ZM61 54H63V53H60V55ZM73 54V53H72ZM88 54V53H87ZM100 54V53H99ZM103 54V53H102ZM113 54H111V55H113ZM45 55V54H44ZM66 55V54H65ZM68 55H69V51H68ZM74 55V54H73ZM92 55H94V54H91L90 56H91V58L93 57ZM105 55V54H104ZM131 55V54H130ZM208 55V54H207ZM210 55V54H209ZM3 56V55H2ZM17 56H18V54H17ZM21 56V55H20ZM25 56V55H24ZM41 56H43L42 55V52H41ZM72 56V55H71ZM97 56H99V55H97ZM115 55H113V60H115L114 57ZM117 56H118V54H117ZM119 56H120V53H119ZM121 56H123V55H121ZM132 56V55H131ZM140 56V55H139ZM175 56H177L176 55V53H175ZM206 56V55H205ZM241 56V55H240ZM44 57V56H43ZM56 57V56H55ZM54 56H53V58H55ZM67 57V56H66ZM81 57V56H80ZM86 57V56H85ZM84 57V58H85ZM104 57V56H103ZM105 57H107V55L105 56ZM148 57V56H147ZM172 57V56H171ZM204 57V56H203ZM202 57V58H203ZM14 58V60L13 61H15V57H13ZM12 58V59H13ZM20 58V57H19ZM41 58V57H40ZM61 58V57H60ZM59 58V59H60ZM70 58V57H69ZM76 58V57H75ZM78 58V57H77ZM89 58V57H88ZM95 57H93V59H94ZM100 58H101V56H100ZM99 58V59H100ZM108 58V57H107ZM118 58H120V57H118ZM127 58L129 59V56H127ZM127 58H124V60L125 59H127ZM137 58V57H136ZM135 58V59H136ZM140 58H142V57H140ZM167 58H169V57H167ZM167 58H166V60H167ZM173 58V57H172ZM201 58V59H202ZM250 59H251V57H249ZM11 59V58H10ZM18 59V58H17ZM52 59V58H51ZM109 59V58H108ZM122 59H123V57H122ZM127 59V60H128ZM132 59V58H131ZM130 59V61H132ZM135 59L133 58V62H135ZM145 59V58H144ZM144 59H142L141 61H143ZM147 59V58H146ZM208 59H210V58H208ZM260 59V58H259ZM259 59H256V60H258L259 61ZM6 60H8V59H6ZM20 60V59H19ZM58 60V59H57ZM77 60V59H76ZM80 60V59H79ZM79 60H78V62H75V63H79ZM95 60L97 61V58H95ZM102 60V59H101ZM103 60H106L105 58L103 59ZM118 60V59H117ZM119 60H121V59H119ZM124 60H123V62H124ZM137 60V59H136ZM138 60H139V57H138ZM165 59H164V61H166ZM171 60V59H170ZM174 60V59H173ZM178 60V59H177ZM255 60V61H256ZM61 61V60H60ZM65 60H63V61H61V62H64ZM69 61V60H68ZM70 61H71V59H70ZM74 61V60H73ZM98 61H100V60H98ZM116 61V60H115ZM114 61V62H115ZM168 61V60H167ZM204 61V60H203ZM206 61V60H205ZM214 61H215V59H214ZM213 60H212V62H214ZM253 61V60H252ZM258 61H256V62H258ZM65 62H67V60L65 61ZM82 62V61H81ZM90 62V61H89ZM91 62H92V60H91ZM117 62V61H116ZM122 62V61H121ZM149 62V61H148ZM175 63H176V61H174ZM255 62V63H256ZM261 62H263V61H261ZM14 63V62H13ZM20 63V62H19ZM39 63V62H38ZM83 63V62H82ZM85 63H86V60H85ZM100 63V62H99ZM104 63V62H103ZM107 63V62H106ZM105 63V64H106ZM119 63V62H118ZM126 63H127V61H126ZM137 63V62H136ZM144 63V62H143ZM168 63V62H167ZM203 63V62H202ZM254 63V64H255ZM40 64V63H39ZM60 64V63H59ZM91 64V63H90ZM128 64V63H127ZM127 64L125 65V66H127ZM129 64H131V63H129ZM165 64V63H164ZM206 64V63H205ZM211 64V63H210ZM210 64H208L209 65V67H210ZM213 64V63H212ZM263 64V63H262ZM73 65V64H72ZM74 65H76V64H74ZM78 65V64H77ZM87 65V64H86ZM110 65H112L111 63H110ZM116 65H118V64H116ZM135 65V64H134ZM139 65V64H138ZM147 65V64H146ZM168 65V64H167ZM170 65V64H169ZM174 65V64H173ZM177 65V64H176ZM202 65V64H201ZM218 65V64H217ZM258 65H260V63L258 64ZM11 66V65H10ZM14 66V65H13ZM38 66V65H37ZM42 66V65H41ZM40 66V67H41ZM82 66V65H81ZM90 66V65H89ZM97 66H98V64H97ZM95 67V68H97L98 69V67ZM101 66H103V65H101ZM104 66H106V65H104ZM121 66V65H120ZM124 66V65H123ZM133 66V65H132ZM142 66H144V65H142ZM165 66H166V64H165ZM200 66V65H199ZM256 66V65H255ZM262 66H264V65H262ZM28 67V66H27ZM70 67V66H69ZM79 67V66H78ZM77 67V68H78ZM110 67H113V66H109V68ZM137 66H135V68H136ZM175 67V66H174ZM208 67V68H209ZM33 68H34V66H33ZM32 68V69H33ZM74 68H75V66H74ZM74 68H72V71L73 70H78V69H74ZM81 68V67H80ZM84 68H85V66H84ZM100 68V67H99ZM107 69H109L108 67H106ZM106 68L105 69H103V70H106ZM117 68V67H116ZM131 68V67H130ZM129 68V69H130ZM144 68V67H143ZM166 68V67H165ZM168 68H170V66L168 67ZM171 68H172V66H171ZM202 68V67H201ZM12 69V68H11ZM14 69V68H13ZM36 68H34V70H35ZM38 69V68H37ZM36 69V70H37ZM118 69V68H117ZM127 69V68H126ZM139 69V68H138ZM140 69H141V65H140ZM175 69H176V67H175ZM199 69V71H201V69L200 68H198ZM203 69V68H202ZM205 69H207V68H205ZM254 69V68H253ZM5 70V69H4ZM7 70V69H6ZM5 70V71H6ZM39 70V69H38ZM37 70V71H38ZM87 70V69H86ZM90 70V69H89ZM99 70H102L101 68L99 69ZM98 70V71H99ZM112 70V69H111ZM119 70H120V68H119ZM128 70V69H127ZM168 70V69H167ZM172 70H174V69H172ZM213 70V69H212ZM211 69L209 70L210 72L212 71ZM234 70V69H233ZM255 70H256V67H255ZM259 70V69H258ZM257 70V71H258ZM10 71V70H9ZM92 71H94V70H92ZM91 71V72H92ZM95 71H96V69H95ZM110 71V70H109ZM108 71V72H109ZM117 71V70H116ZM115 71V72H116ZM121 71V73H122V70H120ZM120 71H118V72H120ZM124 71H125V74H126V70H125V67H124ZM129 71V70H128ZM127 71V72H128ZM148 71V70H147ZM207 71V70H206ZM205 71V72H206ZM215 71H216V69H215ZM235 71V70H234ZM239 71V70H238ZM23 72H25V71H23ZM40 72H41V70H40ZM79 73H81L80 71H78ZM86 72H88V70L86 71ZM90 72V71H89ZM110 72H112V71H110ZM114 72V73H115ZM138 72V71H137ZM203 72H204V70H203ZM204 72V74H206V73H208V71L205 73ZM217 72H219L218 70H217ZM229 72V71H228ZM237 72V71H236ZM244 72V71H243ZM71 73V72H70ZM69 73V74H70ZM76 73V72H75ZM84 73H85V71H84ZM83 73V74H84ZM95 73V72H94ZM101 73V72H100ZM120 73V74H121ZM134 73H135V71H134ZM140 73V72H139ZM145 73V71L144 72H142L141 74H144ZM168 73H169V71H168ZM173 73V72H172ZM212 73V72H211ZM210 73V74H211ZM216 73V72H215ZM225 73V72H224ZM10 74V73H9ZM38 75H39V73H37ZM117 74V73H116ZM120 74H118L117 76H119ZM128 74V73H127ZM126 74V75H127ZM174 74V73H173ZM172 74V75H173ZM202 74V73H201ZM214 74V73H213ZM212 74V75H213ZM248 74V73H247ZM263 74H264V72H263ZM4 75V74H3ZM42 75L43 74H41V77H42ZM85 75V74H84ZM89 75V74H88ZM91 75H92V73H91ZM91 75H89V76H91ZM100 75V74H99ZM108 75V74H107ZM106 75V76H107ZM112 75H113V72H112ZM111 75V76H112ZM125 75V76H126ZM129 75H130V73H129ZM175 75V74H174ZM173 75V76H174ZM229 75H231V74H229ZM233 75V74H232ZM231 75V76H232ZM250 75V74H249ZM2 76V75H1ZM6 76V75H5ZM46 76V75H45ZM97 76L98 75H95V77L97 78ZM103 76H104V74H103ZM121 76V75H120ZM138 76H140L141 77V75L139 74V75H136V77H138ZM162 76V75H161ZM214 76V75H213ZM212 76V77H213ZM238 76H240V75H238ZM7 77V76H6ZM32 77H35V76H32ZM40 77V78H41ZM43 77H44V75H43ZM74 77V76H73ZM76 77V76H75ZM75 77H74V79H75ZM79 78L81 77V76H78ZM92 77V76H91ZM110 76H108L107 78H109ZM113 77V76H112ZM112 77H111V79L109 80V84H110V82H111V80H112ZM249 77V76H248ZM255 77V76H254ZM4 78V77H3ZM37 78V77H36ZM77 78V77H76ZM86 78H89L88 80H90V77H87L86 76ZM85 78V79H86ZM93 79H94V77H92ZM95 78V79H96ZM99 78H101V77H99ZM105 78V77H104ZM107 78L106 79H104L105 81L104 82H102L101 84H100V86H101V88H99L100 86H98L97 88H99V89H101L102 90V88H104L103 90L104 91H108V93L110 92V96H112V93L111 92H113L114 91V86H113V83H111L110 85L112 86V87H110V86H107V85H109L108 83H107V85H104L105 83H106V80H107ZM115 78V77H114ZM117 78H121V77H117ZM123 78V77H122ZM121 78V79H122ZM130 78V77H129ZM171 78V77H170ZM207 78V77H206ZM208 78H210V77H208ZM227 78H228V76H227ZM235 77H233V79H234ZM6 79V78H5ZM4 79V80H5ZM42 79V78H41ZM73 78H72V80H74ZM81 79H82V77H81ZM132 79V78H131ZM142 79V78H141ZM140 79V80H141ZM153 79V78H152ZM159 79V78H158ZM161 79V78H160ZM163 79V78H162ZM169 79V78H168ZM215 79H216V75H215ZM229 79H232L231 77H229L228 78V80ZM34 80V79H33ZM42 80V81H43ZM76 80V79H75ZM114 80H117V79H114ZM122 80H124V79H122ZM145 80V79H144ZM143 80V81H144ZM167 80V79H166ZM165 80V81H166ZM207 80V79H206ZM219 80V79H218ZM261 80V79H260ZM1 81V80H0ZM40 82H41V80H39ZM94 81V80H93ZM117 81H120V79L119 80H117ZM155 81V80H154ZM159 81V80H158ZM157 81V82H158ZM168 81V80H167ZM172 81V80H171ZM170 81V82H171ZM205 81V80H204ZM222 81H223V79H222ZM252 81H253V78H252ZM255 81V80H254ZM8 82V81H7ZM71 82V81H70ZM75 82V81H74ZM78 82V81H77ZM85 82H86V80H85ZM88 82H90V81H88ZM126 82V81H125ZM174 82V81H173ZM221 82V81H220ZM250 82V81H249ZM257 82V80L255 81V83ZM5 83V82H4ZM64 84V89L67 87V85L69 84ZM76 83V82H75ZM79 83V82H78ZM83 83H84V80H83ZM92 83V82H91ZM93 83H95V82H93ZM97 83V82H96ZM104 83V84H103ZM119 83H123L122 81L121 82H119ZM142 83V82H141ZM210 83V82H209ZM208 83V84H209ZM246 83V82H245ZM253 83V82H252ZM263 83V82H262ZM37 84V86H39L38 84L39 83H36ZM74 84V83H73ZM72 83H71V86L73 85ZM98 84V83H97ZM114 84H116V83H114ZM139 84H140V82H139ZM155 84V83H154ZM166 84H168V83H166ZM204 84V83H203ZM227 84H229V83H227ZM2 85H3V83H2ZM1 85V86H2ZM13 85H15V84H13ZM52 85V84H51ZM70 85V84H69ZM68 85V86H69ZM79 85V84H78ZM95 85V84H94ZM130 85V84H129ZM138 85V84H137ZM144 85V84H143ZM149 85V84H148ZM225 85V84H224ZM239 85V84H238ZM250 85V84H249ZM248 85V86H249ZM254 85V84H253ZM259 85V84H258ZM264 85V84H263ZM11 86V85H10ZM44 86V85H43ZM49 86V87H48ZM53 86V85H52ZM61 86V85H60ZM59 86V87H60ZM70 86V87H71ZM73 86H77L76 84L75 85H73ZM81 86V85H80ZM80 86H78V88L80 87ZM87 86H89V83L87 84ZM91 86H93V84H91ZM105 86V87H104ZM121 86V85H120ZM124 87H125V85H123ZM157 86V85H156ZM167 86V85H166ZM165 86V83H164V88L166 87ZM214 86V85H213ZM234 86V85H233ZM62 87V86H61ZM86 87V86H85ZM90 87V86H89ZM142 87V86H141ZM148 87V86H147ZM154 87V86H153ZM160 87H162V86H160ZM224 87V86H223ZM255 87V86H254ZM17 88H18V86H17ZM38 88V87H37ZM41 88V87H40ZM63 88V87H62ZM69 88V87H68ZM73 88V87H72ZM71 88V89H72ZM78 88H76V90L78 89ZM82 88V87H81ZM88 88V87H87ZM94 88V87H93ZM119 88H120V90L122 89L121 87H118V89L117 90H115V91H118L119 90ZM126 88V87H125ZM167 88V87H166ZM209 88V87H208ZM222 88V87H221ZM252 89H254L253 88V86L251 87ZM12 89V88H11ZM16 89V88H15ZM48 89V90H49ZM84 89H86V88H84ZM145 89V88H144ZM213 89V88H212ZM215 89V88H214ZM219 89V88H218ZM224 89V88H223ZM230 89V88H229ZM244 89V88H243ZM250 89V88H249ZM258 89V88H257ZM264 89V88H263ZM1 90V89H0ZM19 90V89H18ZM36 90V89H35ZM45 90H47L46 89V86H45ZM51 91H52V88L50 89ZM46 91V92H42L41 91V93H42V95L43 94H45L44 95V97H41V99L43 100V99H46V97L48 96L47 95V92L50 94V92L51 91ZM53 90H54V86H53ZM67 90H69V89H67ZM74 90V89H73ZM83 90V89H82ZM88 90V89H87ZM91 90V89H90ZM94 90V89H93ZM123 90H125V89H123ZM126 90H127V88H126ZM133 90V89H132ZM131 90V91H132ZM140 90V89H139ZM152 90V89H151ZM166 90V89H165ZM171 90H172V88H171ZM204 90V89H203ZM5 91V90H4ZM7 91V90H6ZM9 91V90H8ZM16 91H17V89H16ZM57 91V90H56ZM70 91V90H69ZM89 91V90H88ZM103 91V93H104V95H105V92ZM131 91L129 90V92H130V94H132L133 95V93H131ZM137 91V90H136ZM149 91V90H148ZM170 91V90H169ZM173 91H174V89H173ZM215 91H216V89H215ZM247 91H248V89H247ZM250 91V90H249ZM254 91H256L255 89H254ZM2 92V94H3V91H1ZM0 92V93H1ZM14 92V91H13ZM12 92V93H13ZM37 92V91H36ZM38 92H39V90H38ZM55 92V91H54ZM54 92H51V94L49 95V97H47V102L49 101L50 102V98H52V93H54ZM58 92V91H57ZM68 92V91H67ZM83 93H82V95L85 93L84 92V90L82 91ZM92 92V91H91ZM98 92H101L100 90L98 91ZM121 92V91H120ZM120 92H118V94H120ZM127 92V91H126ZM134 92V91H133ZM161 92H162V90H161ZM165 92V91H164ZM172 92V91H171ZM222 92H224V91H222ZM252 92H253V90H252ZM6 93V92H5ZM11 93V94H12ZM35 93V92H34ZM40 93V94H41ZM70 92H68V94H69ZM73 93H75V92H73ZM73 93H72V95H73ZM87 93V92H86ZM93 93V92H92ZM95 93H97V92H95ZM123 93V92H122ZM136 93V92H135ZM218 93V92H217ZM245 93V92H244ZM248 93V95H249V92H247ZM251 93V92H250ZM10 94V93H9ZM14 94V93H13ZM62 94H63V92H62ZM76 94H78L77 92H76ZM76 94H74V95H76ZM88 94V93H87ZM102 94V93H101ZM107 94V93H106ZM141 94H143V91H142V93ZM141 94L139 95V94H137V95H139L140 97H141ZM177 94V93H176ZM181 94V93H180ZM254 94V93H253ZM5 95V94H4ZM63 95H65V94H63ZM71 94H69V96H70V98H71V96H72ZM80 95V94H79ZM79 95H77V96H79ZM90 95V94H89ZM94 95V94H93ZM113 95H115V93L113 94ZM120 95H122V94H120ZM125 95V94H124ZM136 94H135V96H137ZM152 95H154V93L152 94ZM163 95H164V93H163ZM168 95V94H167ZM166 95V97H170L171 96V94L169 95V96H167ZM211 95H213V94H211ZM224 95V94H223ZM247 95V96H248ZM264 96V93H261V96ZM7 96V95H6ZM51 96V97H50ZM53 96H54V94H53ZM56 96H59V95H56ZM66 96H68V95H66ZM87 96V95H86ZM106 96V95H105ZM110 96H108V97H110ZM116 96H117V94H116ZM126 96V98L125 99H127V101H128V97H127V94L125 95ZM131 96V95H130ZM138 96V98H140ZM165 96V95H164ZM247 96H246V98H247ZM250 96V95H249ZM1 97V96H0ZM3 97V96H2ZM1 97V98H2ZM55 97V96H54ZM53 97V98H54ZM60 97V96H59ZM75 97V100L77 99V98H79L80 99V97H81V95H80V97H76V96H74ZM85 97V96H84ZM91 97V96H90ZM99 97H100V95H99ZM108 97H105L106 98V100H109V101H112V100H110V98H108ZM114 97V96H113ZM145 97V96H144ZM149 97V96H148ZM157 97V96H156ZM254 97L256 98V95L254 96L253 95V98H252V96H251V99H254ZM259 97V96H258ZM30 98V97H29ZM57 98V97H56ZM61 98V97H60ZM68 98V97H67ZM69 98V99H70ZM92 98V97H91ZM101 98V97H100ZM105 98L103 97V100L105 101ZM132 98V97H131ZM136 98L137 97H135L134 99L136 100ZM146 98V97H145ZM174 98V97H173ZM248 98H250V97H248ZM247 98V99H248ZM261 98V97H260ZM263 98V97H262ZM13 99V98H12ZM62 99V98H61ZM87 99H90L89 97L87 98ZM87 99H86V101H87ZM111 99H112V97H111ZM114 99V98H113ZM117 98L115 97V100H116ZM119 99V98H118ZM130 99V98H129ZM133 98H132V100L135 102V100H134ZM175 99V98H174ZM223 99V98H222ZM0 100H2V99H0ZM5 100V99H4ZM10 100V99H9ZM35 100V99H34ZM57 100V99H56ZM72 100V98L70 99V101ZM74 99H73V103L75 104V103H78V99L75 101ZM82 100H83V97H82ZM85 100V99H84ZM94 100V99H93ZM123 100V99H122ZM121 100V101H122ZM139 100V99H138ZM137 100V101H138ZM140 100H142V99H140ZM156 100V99H155ZM163 100V99H162ZM168 100H170V99H168ZM216 100V99H215ZM224 100V99H223ZM250 100V99H249ZM255 100V99H254ZM253 100V103L252 104H254V103H257V105L256 104H254L256 107L257 106H259V107H261L260 106V104H262V102L260 103H258V102H255V101H257L258 100V98H257V100H255L254 101ZM12 101V100H11ZM19 101V100H18ZM36 101V100H35ZM52 101H54V99L52 100ZM70 101H67V102H70ZM75 101V102H74ZM86 101L85 102H83L82 101V103H86ZM121 101H119V102H121ZM152 101V100H151ZM171 101V100H170ZM217 101V100H216ZM226 101V100H225ZM260 101H261V99H260ZM262 101H263V99H262ZM39 102V101H38ZM40 102H41V100H40ZM44 101H42V103H43ZM47 102H46V100H45V102H44V104L46 103V105L49 107V105L47 104ZM48 102V103H49ZM72 102V101H71ZM70 102V103H71ZM79 102H81V99H80V101ZM88 102V101H87ZM93 102V101H92ZM113 102H114V100H113ZM112 102V103H113ZM124 102V101H123ZM156 102H158V101H156ZM155 102V103H156ZM167 102V101H166ZM251 102H252V100H251ZM4 103H6V102H4ZM8 103V102H7ZM81 103V104H82ZM104 103V102H103ZM103 103H100L99 102V104H103ZM107 103V102H106ZM114 103H116V102H114ZM127 103H131V101L130 102H126V104H123V105H126V107H128V106H130L129 104H127ZM137 103V102H136ZM142 103V102H141ZM148 103V102H147ZM161 103V102H160ZM169 103V102H168ZM167 103V104H168ZM17 104V103H16ZM41 104V103H40ZM39 104V105H40ZM68 104V103H67ZM87 104H89V103H87ZM96 104H97V101H96ZM96 104H93V105H96ZM117 104V103H116ZM132 104V103H131ZM138 104V103H137ZM140 104V103H139ZM153 104V103H152ZM164 104H165V101H164ZM170 104H171V102H170ZM186 104V103H185ZM193 104V103H192ZM218 104V103H217ZM251 104V105H252ZM259 104V105H258ZM1 105V104H0ZM5 105V104H4ZM18 105V104H17ZM37 105V104H36ZM55 105V104H54ZM69 105V104H68ZM71 105H73L72 103L70 104V107H71ZM80 105V103L78 104V106ZM90 105V104H89ZM88 105V106H89ZM115 105V104H114ZM113 105V106H114ZM119 105V104H118ZM117 105V106H118ZM122 105V106H123ZM128 105V106H127ZM155 105V104H154ZM160 105V104H159ZM222 105V104H221ZM264 104H262V106H263ZM77 106V107H78ZM81 106V105H80ZM82 106H86V104L84 105H82ZM81 106V107H82ZM88 106H86V107H88ZM92 106V105H91ZM103 106V105H102ZM105 106H107V105H105ZM111 106V105H110ZM116 106V107H117ZM134 106V105H133ZM137 106V105H136ZM139 106H141V105H139ZM142 106H144V105H142ZM161 106V105H160ZM194 106V105H193ZM218 106H220V105H218ZM224 106V105H223ZM37 107H38V105H37ZM47 107V108H48ZM51 108H52V106H50ZM49 107V108H50ZM56 107H58V106H55V108ZM74 107H76V105L74 106ZM80 107V108H81ZM93 107V106H92ZM96 107V106H95ZM98 107V106H97ZM115 107V108H116ZM172 107V106H171ZM190 107V106H189ZM195 107H196V105H195ZM264 107V106H263ZM5 108V107H4ZM39 108H41V107H38L37 109H39ZM49 108H48V110H49ZM50 108V109H51ZM60 108H61V106H60ZM71 108H73V107H71ZM79 108V112H80V109ZM94 108V107H93ZM99 108V107H98ZM101 108V107H100ZM112 108V107H111ZM114 108V107H113ZM132 108V107H131ZM130 108V109H131ZM150 108V107H149ZM149 108H148V111H149ZM152 108V107H151ZM158 107H156V109H157ZM216 108V107H215ZM218 108V107H217ZM224 108V107H223ZM258 108V107H257ZM262 108V107H261ZM261 108H259L261 111H262V109ZM15 109V108H14ZM45 109H46V106H45ZM57 109V108H56ZM87 109H89V108H87ZM91 109V108H90ZM107 109H108V107H107ZM118 109H119V107H118ZM135 109H136V107H135ZM143 109V108H142ZM171 108H170V105H169V108H166V109H164V110H162V111H159L158 113H157V111H156V113H157V115H156V117H153L152 116V111H150V113L149 114H146V117L144 116L145 115V112H144V114H143V116L145 117V118H142V119H140V118H138V116H139V113H137V119H140L139 120V123H138V120L136 121V120H134V122L133 121H131V122H125V121H123L124 119H127V118H123V119H121V117L120 116H118L117 114H111V113H104L105 114V116L103 115V117H104V119H102L103 117H101V121L102 122H99V121H97L96 123H95V117L94 118H91L90 120H92L93 119V121L90 123V121H89V123L90 124H88L86 121H88L89 120V117H88V115H92V114H94L93 112H92V114H88L87 116L85 115V114H82V112H81V114L82 115H85L86 116V118L84 119L83 118V122L85 123V126H83L84 124H82L81 125V123H79V121H80V119H82V117H84V116H82L81 115V117H80V114L78 113V110H75V111H77V113H78V116L80 117L79 118V121H78V123H79V126L76 128V131H74L73 133H74V135H76V138H75V140H74V142H73V145H72V147H71V145H70V147L67 145V143H66V141H65V144H64V146L62 145L63 143H64V141L63 140H61V142L63 141V143L62 144H60V143H55V140L57 139H55L54 141H53V143H54V145H53V143L51 142L50 143V147L49 146H47V145H49V144H47L46 145V147L45 148H47V151L45 152L44 150H43V152H42V150L40 151V152H42V154H41V156H40V160L41 161H39V159H38V161L37 162H40V163H36V166L40 169V170H38V168L37 169H35V172H37L38 173V171H41L42 172V174L43 175H47V176H43L42 174H40L39 173V175H42L43 177H42V179L44 180V182H43V180H40L39 181V183H41V181L43 182V183H45L44 185H43V183H41V184H39L38 183V186H37V184H35L36 186L34 187V189H33V191L31 192V196H32V198H35V199H33V201L34 200H36L37 201V199H38V201L36 202V203H38V202H41L42 200V202L41 203H46V204H48L49 202V204H51V203H53V207H56V208H60V206H64V207H66L67 206V203H68V206H69V204H70V206L69 207H71L70 209L72 210V204H75L74 206H76L77 205V202L79 201V200H81L82 201V199H84L83 197H85V196H82L81 197V195H83V193H86V191L87 190H92V188L94 187L95 188V185L97 186V185H99L98 184V182L99 183H102V182H100V181H102L103 180V178H106L107 179V177H109V176H111L113 173H115L116 171L118 172V170H119V172H120V168H123L122 167V164L125 162H127L128 160H130L131 161V159H133V158H131L132 156H134V155H132V156H130L131 154H130V152H133L132 150H134L135 152H136V150H137V148L138 147H135L137 144H139V143H141L143 140H145V139H147V141H150V140H152V142H153V138H155V134L157 133L156 132V130L154 129L155 127L154 126H157V118L158 119H160L161 118V116L164 118V115L163 114H165V113H167V112H169V110H170ZM175 109H177V107H175ZM181 109V108H180ZM185 109V108H184ZM187 109V108H186ZM250 109V108H249ZM259 109H257V111L259 110ZM44 110V109H43ZM43 110H39V111H43ZM52 110H54L55 111V109H52ZM61 110V109H60ZM105 110V109H104ZM104 110H102L103 112H104ZM129 110V109H128ZM132 110V109H131ZM160 110V109H159ZM173 110H174V107H173ZM188 110V109H187ZM221 110V109H220ZM4 111V110H3ZM35 111V110H34ZM37 111V110H36ZM87 111H89V110H87ZM86 111V112H87ZM93 111H94V109H93ZM111 111V110H110ZM116 111V110H115ZM121 110L119 109V112H120ZM125 111V110H124ZM138 111V110H137ZM141 111V110H140ZM153 111H154V109H153ZM186 111V110H185ZM195 111V110H194ZM48 111L46 110V113H47ZM55 112H59V110H57V111H55ZM70 112V111H69ZM97 112H99V110H97ZM97 112H96V114H97ZM106 112V111H105ZM116 112H118V111H116ZM118 112V113H119ZM128 112V111H127ZM129 112H130V110H129ZM128 112V113H129ZM142 112V111H141ZM174 112V111H173ZM183 112V111H182ZM215 112H219L218 110L217 111H215ZM6 113H9V112H6ZM12 113V112H11ZM43 113H45V111L44 112H42V114ZM83 113H84V110H83ZM124 113V112H123ZM131 113V112H130ZM132 113H133V111H132ZM131 113V114H132ZM155 113V114H156ZM175 113V112H174ZM178 113V112H177ZM191 113V112H190ZM213 113V112H212ZM223 113V112H222ZM261 113V112H260ZM259 112L257 113V114H260ZM263 113V112H262ZM262 113H261V115H262ZM36 114V113H35ZM50 114V113H49ZM98 114H100V113H98ZM141 113H140V115H142ZM214 114V113H213ZM213 114L211 115L212 117H213ZM218 114V113H217ZM219 114H220V112H219ZM218 114V115H219ZM227 114V113H226ZM250 114V113H249ZM8 115V114H7ZM13 115H14V113H13ZM16 115H17V112H16ZM48 115V114H47ZM102 115V114H101ZM114 115V116H113ZM121 115V114H120ZM149 115V116H148ZM169 115H171V114H169ZM244 115V114H243ZM248 115V114H247ZM9 116V115H8ZM36 115H34V117H35ZM43 116V115H42ZM57 116V115H56ZM69 116V115H68ZM100 116V115H99ZM117 116L118 117H120V119L122 120V121H119L120 119H118L117 118ZM124 115H122V117H123ZM126 116H128V115H126ZM132 116H134V115H132ZM131 116V117H132ZM155 116V115H154ZM166 116V115H165ZM181 116H182V113H181ZM186 116V115H185ZM222 116V115H221ZM233 116V115H232ZM240 116V115H239ZM250 116V115H249ZM9 117H11V116H9ZM55 117V116H54ZM135 117V116H134ZM134 117L132 118V119H134ZM142 117V116H141ZM160 117V118H159ZM170 117V116H169ZM253 117V116H252ZM12 118V117H11ZM15 118V117H14ZM42 118H44V116L42 117ZM53 118V117H52ZM57 118V117H56ZM58 118H59V116H58ZM62 118V117H61ZM60 118V119H61ZM77 118V117H76ZM98 118L99 117H97L96 119L98 120ZM129 119H130V117H128ZM156 118V119H155ZM219 118V117H218ZM225 118V117H224ZM239 118V117H238ZM238 118H237V121H239L238 120ZM243 118H244V116H243ZM247 118V117H246ZM249 118V117H248ZM257 118V117H256ZM37 119V118H36ZM59 119V120H60ZM64 119H67V118H64ZM75 119V118H74ZM73 118L71 119V124H73L74 123V120ZM154 119H155V121H154ZM165 119V118H164ZM178 119V118H177ZM177 119H176V121H177ZM216 119V118H215ZM252 119V118H251ZM258 119V118H257ZM58 120V121H59ZM78 120V119H77ZM167 120V119H166ZM174 120V119H173ZM172 120V121H173ZM217 120V119H216ZM44 121V120H43ZM42 121V122H43ZM53 121V120H52ZM51 121V122H52ZM127 121V120H126ZM136 121V122H135ZM152 121H153V123H152ZM164 121V120H163ZM162 121V122H163ZM169 121V120H168ZM172 121H170V122H172ZM203 121V120H202ZM215 121V120H214ZM219 121V120H218ZM240 121H241V117H240ZM242 121H243V119H242ZM248 122L250 121V120H247ZM2 122V121H1ZM40 122V121H39ZM41 122V123H42ZM45 122H47V123H42V125H44V124H46V126L48 127L49 125H51V124H49V121H45ZM56 121H54L53 123H55ZM61 122V120L59 121V123ZM63 122L65 123L66 122V120H63ZM80 122H82V121H80ZM82 122V123H83ZM155 122H156V125H154L155 124ZM165 122V121H164ZM230 122V121H229ZM235 122V121H234ZM253 122V121H252ZM251 121H250V123H252ZM256 122H258V121H256ZM35 123H37V122H35ZM59 123H57L56 122V124H59ZM69 123H70V120H69ZM77 122L75 123V124H78ZM160 123V122H159ZM177 123V122H176ZM197 123V122H196ZM209 123V122H208ZM218 123V122H217ZM240 123V122H239ZM250 123H249V125H250ZM38 124H40V123H38ZM38 124H37V127H40L39 128V130H41V126L39 125L38 126ZM62 124V123H61ZM164 124V123H163ZM204 124V123H203ZM221 123L219 122V125H220ZM222 124H223V122H222ZM221 124V125H222ZM225 124V123H224ZM236 124H237V122H236ZM244 124H246V123H244ZM67 125L68 124H64V126H62V127H65L66 126V129H67ZM166 125V124H165ZM170 125H172V123L170 124ZM228 125H230V124H228ZM248 125V124H247ZM248 125V126H249ZM253 125H255V123L253 124ZM253 125H252V127H253ZM1 126V125H0ZM5 126V125H4ZM35 126V125H34ZM53 126V125H52ZM49 127V129H50V131H48V132H45V129H44V127L42 128L43 130H42V134H45V136H48V137H46V139H48L47 141L49 142V141H52L51 139L49 140V137L50 138H53V136H52V134H53V132L54 131H56V129H55V126H53V127ZM61 126V125H60ZM74 126V125H73ZM197 126V125H196ZM211 126V125H210ZM214 126H216V125H214ZM227 126V125H226ZM233 126V125H232ZM240 126L242 127V125L240 124ZM47 127H45L46 128V131H47ZM61 127V128H62ZM71 127V125L69 126V128ZM159 127V126H158ZM211 127H213V126H211ZM210 127V128H211ZM247 127V126H246ZM36 128V127H35ZM51 128H52V130H51ZM68 128V129H69ZM72 128H75V127H72ZM71 128V129H72ZM250 128H251V126H250ZM48 129V130H49ZM66 129H61L62 131H64L65 132V130ZM71 129H69V130H71ZM73 130V129H72ZM154 130V131H153ZM247 130H248V127H247ZM254 130V129H253ZM6 131V130H5ZM44 131V132H43ZM60 131V130H59ZM158 131V130H157ZM250 131V130H249ZM49 132H51V134H49ZM64 132H63V134H64ZM69 133V131L68 130H66V133ZM153 132V133H152ZM156 132V133H155ZM41 132H39V135H41L40 134ZM48 133V134H47ZM62 133V132H61ZM66 133L64 134L65 136H66ZM73 133H71V134H73ZM153 135H152V134ZM155 133V134H154ZM160 133H161V131H160ZM254 133V132H253ZM256 133V132H255ZM5 134V133H4ZM47 134V135H46ZM56 134V133H55ZM55 134H53V135H55ZM70 134V135H71ZM60 134H56V136H59ZM74 135H71V136H73V137H75ZM144 135V136H143ZM2 136V135H1ZM42 136H44V135H42ZM62 136V135H61ZM69 136V135H68ZM157 136V135H156ZM216 136V135H215ZM221 136V135H220ZM4 137V136H3ZM67 137V136H66ZM141 137V138H140ZM146 137V138H145ZM222 137V136H221ZM69 138V137H68ZM68 138H67V140H68ZM70 138H72V137H70ZM105 138V140H106V142L104 143V142H102L103 140L102 139H104ZM143 139L142 141L140 140V139ZM149 138V139H148ZM151 138V139H150ZM161 138V137H160ZM215 138V137H214ZM213 138V139H214ZM9 139V138H8ZM60 139H63V137H61ZM74 139V138H73ZM73 139H70V141L71 140H73ZM138 139H139V141H138ZM178 139V138H177ZM36 140V139H35ZM35 140H33V141H35ZM40 140V139H39ZM215 140V139H214ZM3 141V140H2ZM1 141V142H2ZM44 141V140H43ZM57 141V140H56ZM146 141V140H145ZM156 141H158V140H156ZM175 141H177V140H175ZM216 141H217V139H216ZM41 142V141H40ZM57 142H59V141H57ZM151 142V141H150ZM219 142V141H218ZM9 143V142H8ZM7 143V144H8ZM41 143H43V142H41ZM45 143V142H44ZM157 143V142H156ZM172 144H173V141L171 142ZM2 144V143H1ZM37 144V143H36ZM40 144V143H39ZM57 144V145H56ZM69 144V143H68ZM152 144V143H151ZM169 144V143H168ZM45 145V144H44ZM56 145V146H55ZM147 145V144H146ZM176 145V144H175ZM9 146V145H8ZM42 146V145H41ZM67 148H66V147ZM139 146H141V145H139ZM151 146V145H150ZM4 147V146H3ZM39 147V146H38ZM49 147V148H48ZM133 147H135V148H133ZM148 147V146H147ZM153 147V146H152ZM164 147V146H163ZM168 147V145L166 146V148ZM40 148V147H39ZM133 148V149H132ZM154 148V147H153ZM152 148V149H153ZM165 148V149H166ZM174 148V147H173ZM141 149V148H140ZM161 149V148H160ZM38 150V149H37ZM36 150V151H37ZM40 150V149H39ZM172 150V149H171ZM183 150V149H182ZM160 152V154H161V152H166V151H158V150H156L155 149V152ZM175 151V150H174ZM187 151H189V150H187ZM8 152V151H7ZM135 152H133L134 154H137V153H135ZM138 152V151H137ZM142 152V151H141ZM140 152V153H141ZM154 152V153H155ZM156 152V153H157ZM185 152V151H184ZM183 152V153H184ZM139 153V152H138ZM153 153V152H152ZM168 153V152H167ZM169 153H170V151H169ZM11 154V153H10ZM9 154V155H10ZM159 154V153H158ZM182 154V153H181ZM187 154V153H186ZM8 155V154H7ZM13 155V154H12ZM18 155V154H17ZM145 155V154H144ZM143 155V156H144ZM151 155V154H150ZM154 155V154H153ZM161 155H163V153L161 154ZM188 155V154H187ZM0 160H1V162L0 163H2V164H0V168H1V166L3 167V168H1V170H0V172H2V169H3V172H4V170L6 169L5 168V165L7 164V162H6V164L5 165H3L4 163L2 162L3 160H5V159H3V157H4V155H2V154H0ZM157 157V155H154V158H156ZM168 156V155H167ZM173 156H175V155H173ZM173 156H171L170 155V158L172 157L173 158ZM183 154H182V158H183ZM189 156V155H188ZM13 157V156H12ZM129 157L131 158V159H129ZM149 157V156H148ZM147 157V158H148ZM185 157V156H184ZM5 158V157H4ZM135 158V157H134ZM146 157H145V159H142V160H144V162L146 163V165H145V163H142L141 161V163H142V165H140L141 167H139V168H135V166H136V164H135V166H134V168L135 169H131L130 171H129V173L127 172V174H125L124 172H122V173H124L125 174V176H123V177H120V179L118 180V183H116L117 182V179L118 178H115L116 176L118 177V175H116V173L115 174H113L114 176H112V178L114 179L113 181H114V183H116V186L114 185V183L112 184L110 181H109V183H110V185H111V187L114 185L115 186V190H116V188H117V186H119V188H117V192H116V194L117 193H121V191H123L125 188V192L121 195V197L122 196H124V194H126L124 197L125 198H128V196L129 195H131L132 194V192H136V191H138V189H140V188H146V187H152L153 188V190H154V197H156V200H155V198L154 197H152V198H154V201H153V203H155L156 204V206H158L159 207V204H160V207L162 206L163 207V205H161V204H164V205H166L170 200H171V203H173L172 201H175V202H179V200L181 201L182 200V197H184V194L185 193H183V191H184V188L182 187V186H180V187H182L181 189H183V191H182V194H183V196L181 195V192H178V190H177V187L175 186L176 185V183H175V180L177 179V177H175V175L172 173L173 171H172V168L170 169V165L171 164H168L169 163V161H171V160H167V162L168 163H166L167 165H163V163H162V166L160 165V167H156V165H155V163H154V165L151 167V171L154 173V172H156L158 175H156L157 177L155 178H153V179H150V177L148 178L147 177V175H146V177L148 178V180H146L145 178L146 177H144V182H139V180H140V177H138V175H141V178H143L142 177V174H145V172H146V174L148 173V170H149V172H150V166L149 165H151L152 163H150V161L152 160L151 159V157H149L148 158V160H146L147 159ZM152 158H153V156H152ZM153 158V159H154ZM161 158H162V156H161ZM179 158H181V157H179ZM15 159H16V157H15ZM42 159H43V161H42ZM127 159V160H126ZM164 159V161H166L165 160V157L163 158ZM162 159V160H163ZM167 159H169L168 157H167ZM175 159H177V158H175ZM150 160V161H149ZM161 160V161H162ZM184 160V159H183ZM185 160H187L186 158H185ZM7 161V160H6ZM11 161V160H10ZM133 161V160H132ZM131 161V162H132ZM138 161V160H137ZM154 161V160H153ZM160 160H158V162H159ZM195 161V160H194ZM42 162V163H41ZM156 162V161H155ZM163 162V161H162ZM172 162H174V161H172ZM180 163H181V161H179ZM178 162V163H179ZM189 162V161H188ZM201 162H203L202 164H204V160L202 161L201 160ZM246 162H248V161H246ZM250 163H251V161H249ZM9 163V162H8ZM128 163V162H127ZM141 163H139V164H141ZM165 163V162H164ZM171 163V162H170ZM185 163V162H184ZM187 163V162H186ZM186 163H185V165H186ZM133 164L134 163H132V165H129V166H131V168H133ZM138 164V163H137ZM149 164V165H148ZM158 164H160V163H158ZM173 164V163H172ZM177 164V163H176ZM191 164H192V162H191ZM15 165V164H14ZM34 165V164H33ZM38 165H40V166H38ZM205 165V164H204ZM9 166V165H8ZM126 166V165H125ZM145 166V167H144ZM149 166V167H148ZM155 166V167H154ZM157 166H159V165H157ZM181 166V165H180ZM182 166H183V168L185 167L184 165H183V163H182ZM192 166V165H191ZM12 167H13V165H12ZM174 167V166H173ZM177 167V166H176ZM10 168V167H9ZM8 168V169H9ZM126 168H129V167H126ZM145 168H146V170H145ZM147 168H148V170H147ZM191 168L192 167H190V170H191ZM201 168V167H200ZM7 169V170H8ZM17 169V168H16ZM124 169H125V167H124ZM178 169V168H177ZM194 169H197V168H194ZM13 170V169H12ZM11 170V171H12ZM46 170V171H45ZM171 170V171H170ZM179 170V169H178ZM203 170V169H202ZM188 171V170H187ZM192 171L193 172H195L194 174H197V172H198V169L197 170H193L192 169ZM204 171H206V170H204ZM34 172V171H33ZM44 172H48L47 174L45 173L44 174ZM176 172V171H175ZM178 172V171H177ZM185 172V171H184ZM10 173V172H9ZM9 173H7V175L9 174ZM12 173V172H11ZM37 173H34V174H36L35 176H39ZM180 173H182L181 171H180ZM189 173V172H188ZM199 173V172H198ZM264 173V172H263ZM262 173V174H263ZM4 174L6 175V173L4 172ZM3 173L1 174L0 173V175H4ZM174 176H173V175ZM176 175L177 174H179V173H175ZM184 174V173H183ZM182 174V175H183ZM109 175V176H108ZM116 175V176H115ZM122 175V174H121ZM187 175V174H186ZM192 175V174H191ZM201 175V174H200ZM205 175H207V174H205ZM244 175V174H243ZM264 175V174H263ZM49 176V177H48ZM105 176V177H104ZM120 176V175H119ZM149 176V175H148ZM178 176V175H177ZM184 176V175H183ZM188 176V175H187ZM186 176V177H187ZM193 176V175H192ZM201 176H203V174L201 175ZM200 176V177H201ZM252 176V175H251ZM262 176V175H261ZM260 176V174H259V177H261ZM6 177V176H5ZM46 177V178H45ZM151 177H153V176H151ZM173 177H175L174 179H173ZM204 177V176H203ZM202 177V178H203ZM243 177V176H242ZM252 177H254V176H252ZM0 178H1V176H0ZM4 178V177H3ZM2 178V179H3ZM100 178H101V180H100ZM122 178V179H121ZM182 178V177H181ZM192 178V177H191ZM191 178H190V180H191ZM246 178H248L249 179V176L248 177H246ZM245 178V179H246ZM251 178V177H250ZM255 178V180H257V178L256 177H254ZM254 178H253V180H254ZM37 179V178H36ZM46 179H48V180H46ZM105 179V180H106ZM139 179V180H138ZM189 179V178H188ZM260 179V178H259ZM33 180V179H32ZM98 180V182H96ZM185 180V179H184ZM231 180V179H230ZM1 181V180H0ZM3 181V180H2ZM4 181H6V179L4 178ZM37 181V180H36ZM112 181V180H111ZM141 181V180H140ZM143 181V180H142ZM186 181V180H185ZM233 181V180H232ZM249 181V180H248ZM247 181V182H248ZM251 181H252V179H251ZM261 181H264V180H261ZM260 181V182H261ZM179 182H181V180L179 181ZM178 181H177V183H179ZM182 182H183V180H182ZM186 182H188V180L186 181ZM235 182V181H234ZM238 182V181H237ZM247 182H246V185H249V184H251V183H248L247 184ZM250 182V181H249ZM94 183V184H93ZM96 183V184H95ZM175 183V184H174ZM192 183V182H191ZM229 183V182H228ZM253 183V182H252ZM256 183H257V181H256ZM263 183V182H262ZM33 184H34V182H33ZM32 184V185H33ZM93 184V185H92ZM138 184V185H137ZM180 184V183H179ZM178 184V185H179ZM186 186H188L189 185V183H188V185L186 184V183H184ZM229 184H231V183H229ZM228 184V185H229ZM259 184V183H258ZM261 184V183H260ZM1 185H3V184H1ZM41 185V186H40ZM103 185V184H102ZM109 185V186H110ZM180 185H182V184H180ZM235 185V184H234ZM242 185V184H241ZM252 185V184H251ZM262 185V184H261ZM90 186V187H89ZM91 186H92V188H91ZM101 186V185H100ZM105 186V185H104ZM232 186V185H231ZM230 186V187H231ZM245 186V185H244ZM252 186H254V185H252ZM1 187V186H0ZM26 187L27 188H31V187H28V185H26ZM111 187H109L110 189H111ZM123 188V190H121V188ZM127 187L129 188V189H127ZM176 187V188H175ZM185 187V186H184ZM233 187V186H232ZM231 187V188H232ZM236 187V186H235ZM247 187H250V185L249 186H247ZM256 187V186H255ZM258 187V186H257ZM3 188V187H2ZM87 188H89V189H87ZM104 188V187H103ZM134 190V189H137L136 191H133L132 189ZM187 188V187H186ZM185 188V189H186ZM189 189H187V190H190L191 191V189H190V187H188ZM240 188H242V187H240ZM254 188V187H253ZM259 188V187H258ZM261 188V187H260ZM21 189V188H20ZM37 189V190H36ZM74 189H77L78 190V192H77V190H74ZM80 189V190H79ZM81 189H82V191H81ZM109 189V190H110ZM180 189V190H181ZM221 189V188H220ZM228 189H230V188H228ZM234 189V188H233ZM237 188H235V190H236ZM239 189V188H238ZM247 189H249V188H247ZM251 190H249V191H252V188H250ZM257 189V188H256ZM263 189V188H262ZM22 190H24V189H22ZM26 190H28V189H26ZM70 190H71V192L73 193H71L70 192ZM113 188L111 189V191H113V193H115L114 191H115ZM131 190V191H130ZM225 190V189H224ZM257 190H259V189H257ZM261 190V189H260ZM259 190V191H260ZM19 191V190H18ZM35 191V192H34ZM75 191H76V193H75ZM81 191V192H80ZM99 191H102L103 192V190H99ZM111 191H110V194H111ZM120 191V192H119ZM127 191V192H126ZM130 191V192H129ZM141 192H143L144 190H140ZM186 191V190H185ZM194 191V190H193ZM217 191V190H216ZM230 191H232V189L230 190ZM247 191V190H246ZM248 191V192H249ZM16 192V191H15ZM88 192L89 191H87V193L86 194H88ZM105 192H106V190H105ZM105 192H103V193H105ZM150 192V191H149ZM149 192H148V194H149ZM151 192H153V191H151ZM189 192V191H188ZM195 192V191H194ZM193 192V193H194ZM222 192H224L223 190H222ZM236 192V191H235ZM241 192H242V189H241ZM243 192H244V190H243ZM247 192V193H248ZM256 192V191H255ZM254 191H253V193H255ZM17 193V192H16ZM16 193H14V194H16ZM19 193H20V191H19ZM19 193H18V195H19ZM23 193V192H22ZM22 193H20V194H22ZM70 193H71V195H70ZM78 193V195H79V197L76 195ZM80 193H82V194H80ZM129 193H131V194H129ZM140 193V192H139ZM138 193V194H139ZM215 193V192H214ZM238 193V192H237ZM240 193V192H239ZM238 193V194H239ZM252 193V192H251ZM12 194H13V192H12ZM24 194V193H23ZM90 194V193H89ZM108 195H110L109 193H107ZM135 194V196L133 195V197H135V199H136V193H134ZM143 194V193H142ZM141 194V195H142ZM144 194H147L146 192L144 193ZM189 194H190V192H189ZM230 194V193H229ZM235 194V193H234ZM244 194H246V193H244ZM11 195V194H10ZM35 197H34V196ZM76 195L77 197H74V196ZM94 195V194H93ZM92 195V196H93ZM104 195V194H103ZM150 195V194H149ZM149 195H146L147 197H149ZM187 195H188V193H187ZM193 195V194H192ZM195 195V194H194ZM216 195V194H215ZM233 195V194H232ZM239 195H241V194H239ZM247 195V194H246ZM250 195V194H249ZM12 196V195H11ZM70 196H72V197H70ZM89 196V195H88ZM88 196H86V200H87V202H86V200H85V202H84V204H86V205H88L89 204V202L90 201H93V199H90V197H91V195H90V197H89V199H87V197ZM111 196H112V194H111ZM143 196V195H142ZM151 196H153V195H151ZM217 196V195H216ZM221 196V195H220ZM225 196V195H224ZM229 196V195H228ZM17 197V196H16ZM24 197V196H23ZM70 197V198H69ZM109 197V196H108ZM115 197V196H114ZM139 197H140V195H139ZM189 197V196H188ZM196 197V196H195ZM199 197V196H198ZM215 197V196H214ZM20 198H22V197H20ZM19 198V199H20ZM29 198V197H28ZM37 198V199H36ZM92 198H94V197H92ZM100 198H102V197H100ZM107 198V197H106ZM111 197H109V198H107V199H110ZM113 198V197H112ZM119 198V197H118ZM124 198V199H125ZM142 198V197H141ZM146 198V197H145ZM160 198H161V200H165V198H166V200H167V203H166V200L165 201H163V202H161L160 201ZM164 198V199H163ZM190 198H191V196H190ZM218 198V197H217ZM221 198V197H220ZM224 198V197H223ZM240 198H242L241 196H240ZM13 199V198H12ZM12 199H10V200H12ZM70 199L72 200V201H70ZM75 199H77L76 201L77 202H75L74 200ZM79 199V200H78ZM95 199H96V197H95ZM106 199V200H107ZM116 200H117V198H115ZM131 199H133V198H131ZM137 199H138V197H137ZM140 199V198H139ZM138 199V200H139ZM150 199V198H149ZM159 199V201L157 202V200ZM186 199H187V197H186ZM234 199V198H233ZM236 199H238L237 197H236ZM40 200V201H39ZM83 200V201H84ZM101 200H104V199H101ZM112 200V199H111ZM122 200V199H121ZM146 200V199H145ZM148 200V199H147ZM190 200V199H189ZM196 200V199H195ZM215 200V199H214ZM218 200L220 201H222V199H219L218 198ZM224 200V199H223ZM227 200H229V199H227ZM235 200V199H234ZM9 201V200H8ZM19 201V200H18ZM31 201V200H30ZM45 201H47V202H45ZM67 201H69V202H67ZM81 201H79L78 202V207L76 206V207H74L75 208V210H76V208H79V207H84V205H83V201L81 202ZM89 201V202H88ZM100 201V200H99ZM137 201V200H136ZM143 201H144V199H143ZM218 201V202H219ZM11 202V201H10ZM9 202V203H10ZM13 202H16V200H14ZM13 202H11V206H13V208L10 206V208L12 209H6V210H9L10 212H5V214L7 215V213H8V215H7V218H6V215L4 214H2V218L1 219H3L4 218V220H1L2 221V223L1 224H3L4 223V221H5V223H6V227H7V229L8 230H6L7 231V234L5 233V232H3L4 233V235H5V238H4V243H5V241H6V245L8 246V244H11V243H18V241H20L21 240V237L23 238L24 236H21L22 235V233H21V231L20 232H18L20 229L21 230H24V224H25V226H26V228H28V225H26V224H28V223H21V222H24L26 219H25V215L23 216V214H24V211H23V206H22V209H20L21 208V206L20 205H18L17 203H13ZM26 202V201H25ZM65 202V203H64ZM71 202H73V203H71ZM101 202V205H102V203L104 204V205H106L103 201H100ZM116 202V201H115ZM119 202V201H118ZM121 202V201H120ZM124 202V201H123ZM123 202H121V204L123 203ZM128 202H129V199H128ZM131 202V201H130ZM140 202H142V200L140 199ZM144 202H149V201H144ZM151 202V201H150ZM161 202V203H160ZM174 202V203H175ZM183 202V201H182ZM182 202H180V203H182ZM184 202H185V200H184ZM187 202V201H186ZM190 202V201H189ZM188 202V203H189ZM194 202H197V201H194ZM3 203V202H2ZM1 203V204H2ZM5 203H6V201H5ZM15 204V206L17 207V208H15L14 207V205L13 204ZM29 203V202H28ZM56 203V204H55ZM57 203H59V204H57ZM65 205H64V204ZM79 203L81 204V205H79ZM94 205L96 204L94 201L92 202ZM99 203V202H98ZM97 203V204H98ZM111 203H113L114 204V202H113V200H112V202ZM125 203V202H124ZM157 203H158V205H157ZM180 203L178 204L179 206H180ZM192 203V202H191ZM221 203V202H220ZM222 203H224L223 201H222ZM8 203H6V205H7ZM17 204V205H16ZM21 204V203H20ZM26 204V203H25ZM55 204V205H54ZM100 204V203H99ZM109 204H110V202H109ZM116 204V203H115ZM127 204V203H126ZM130 204V203H129ZM128 204V205H129ZM150 204V203H149ZM152 204V203H151ZM170 203H168V205H169ZM5 205V206H6ZM36 205V204H35ZM41 205V204H40ZM59 205V207H57ZM83 205V206H82ZM85 205V206H86ZM94 205H92L91 204V202H90V204H89V206H87L86 207V209L84 208V209H80L81 211H85V212H83L82 214H83V216L85 215L86 216V214H88V216H89V213L92 211V208L93 207H95ZM123 205V204H122ZM132 205V204H131ZM136 205H138V204H136ZM141 205V204H140ZM144 205V204H143ZM168 205H166L165 207H167ZM175 205V204H174ZM182 205V204H181ZM186 205V204H185ZM185 205H183V206H185ZM193 205V204H192ZM1 206V205H0ZM4 206V205H3ZM37 206H38V204H37ZM44 206H46V205H44ZM51 206V205H50ZM93 206V207H92ZM114 205H112V207H113ZM118 206H121V205H119L118 204ZM117 206V204H116V206L115 207H118ZM155 206V208H157ZM171 208H172V206H173V204L172 205H169ZM188 206V205H187ZM61 207V208H62ZM89 207V208H88ZM91 207V208H90ZM109 207H111V204H110V206ZM109 207H108V209H109ZM126 207V206H125ZM124 206L123 207H118V208H125ZM130 207V206H129ZM128 206H127V208H129ZM131 207H134V206H131ZM141 207V206H140ZM147 207H149V206H147ZM147 207H146V209H145V211L147 210ZM153 207V204H152V206H151V208ZM159 207V208H160ZM178 207V206H177ZM181 207V206H180ZM6 208V207H5ZM7 208H9V205H8V207ZM30 208V207H29ZM43 208V207H42ZM46 208H47V206H46ZM60 208V209H61ZM87 208H88V210H91L90 212H87L86 213V210H87ZM99 208H101V206L99 205ZM144 208V207H143ZM142 208V209H143ZM154 208V207H153ZM168 208V207H167ZM4 209V208H3ZM31 209V208H30ZM36 209V208H35ZM49 209H52L51 207H49ZM111 209V208H110ZM113 209V208H112ZM117 209V208H116ZM115 209V211H117ZM126 209V208H125ZM125 209H123V210H125ZM141 209V210H142ZM163 209H165L166 210V208H163ZM175 208H174V206H173V208H172V210H171V212L174 210ZM178 209V208H177ZM177 209H176V211H177ZM14 210H15V212H14ZM22 210V211H21ZM39 210V209H38ZM41 210V209H40ZM48 210V209H47ZM70 210V211H71ZM74 209H73V211L76 213V211H79V209L78 210H76L75 211ZM87 210V211H88ZM99 210V209H98ZM144 210V209H143ZM149 210V209H148ZM151 210V209H150ZM5 211V210H4ZM29 211V210H28ZM50 211V210H49ZM60 211V210H59ZM127 211V210H126ZM125 211V212H126ZM128 211H129V209H128ZM130 211H131V209H130ZM130 211H129V213H130ZM153 211L154 210H152V211H150V212H152L153 213ZM163 211V210H162ZM161 211V209H160V211L158 210V214L156 213V215H160V213L162 212ZM0 212H3V210L1 211L0 210ZM23 212V213H22ZM64 212V211H63ZM69 212V211H68ZM72 212V211H71ZM93 212V211H92ZM102 212V211H101ZM149 212V213H150ZM157 212V211H156ZM174 212H175V210H174ZM22 213V214H21ZM66 213H67V210H66ZM73 213V212H72ZM74 213V214H75ZM78 213V212H77ZM84 213H86V214H84ZM103 213V212H102ZM107 213V212H106ZM110 213V212H109ZM123 214H124V211L122 212ZM140 213H142V212H140ZM144 213V212H143ZM70 214V213H69ZM93 214V213H92ZM108 214V213H107ZM117 214V213H116ZM123 214H120V215H123ZM126 214V213H125ZM147 214V213H146ZM145 214V215H146ZM164 214H165V212H164ZM10 215V216H9ZM78 215V218H79V214H77ZM94 215V214H93ZM92 215V216H93ZM110 215V214H109ZM129 214L127 213V215H126V221L128 220L127 219V217H129V216H131V214L128 216ZM144 215V214H143ZM148 215H150V214H148ZM23 217V219H22V217ZM91 216V217H92ZM125 216V215H124ZM124 216H122V217H124ZM133 216V215H132ZM155 216V215H154ZM1 217V216H0ZM68 217V216H67ZM73 217V216H72ZM76 217V216H75ZM87 217V216H86ZM86 217H84L83 218V220L86 218ZM95 217V216H94ZM97 217V216H96ZM115 217V216H114ZM133 217H135V216H133ZM145 217V216H144ZM153 217V216H152ZM152 217H150L149 216V218H152ZM10 218V219H9ZM11 218H12V220H11ZM20 218H21V221H20ZM28 218V217H27ZM112 218V217H111ZM148 217H145L144 219H147ZM7 219V220H6ZM15 219V221H13ZM31 219V218H30ZM121 219V218H120ZM143 219V218H142ZM11 220V221H10ZM17 220V221H16ZM19 220V221H18ZM69 220V219H68ZM72 220H73V218H72ZM79 220V219H78ZM88 220H90V219H88ZM112 220H114V219H112ZM118 220V219H117ZM32 221V220H31ZM31 221H30V223H31ZM35 221V220H34ZM92 221V220H91ZM105 221V220H104ZM125 221V220H124ZM125 221V222H126ZM131 221V220H130ZM129 221V223H131ZM134 221V220H133ZM142 221V220H141ZM11 222H15V223H17V224H13V223H11ZM25 222H27V221H25ZM36 222H37V220H36ZM67 222V221H66ZM74 222V221H73ZM72 222V223H73ZM90 222V221H89ZM93 222V221H92ZM95 222V221H94ZM121 222H123V221H121ZM121 222H120V224H121ZM134 222H136V221H134ZM133 222V224H135ZM139 222V221H138ZM5 223L3 224L4 226H5ZM7 223H8V225H7ZM19 223H20V225L22 226V228H20L21 226L19 225ZM77 223V222H76ZM84 223H86V222H84ZM87 223H88V221H87ZM99 223V222H98ZM115 226H116V224L114 223V222H112ZM111 223V224H112ZM124 223V222H123ZM142 223V222H141ZM11 224H13L12 225V228L11 229H9L8 227L9 226H11ZM89 224V223H88ZM18 225V227H16ZM31 225H32V223H31ZM66 225H67V223H66ZM74 224H72V226H73ZM78 225V224H77ZM85 225V224H84ZM97 225V224H96ZM124 225V224H123ZM3 226V227H4ZM14 226V227H13ZM105 226V225H104ZM109 226H111V225H109ZM115 226H114V228H115ZM129 226H131L130 224H129ZM133 226V225H132ZM139 226V225H138ZM33 227H34V225H33ZM85 227V226H84ZM83 227V228H84ZM106 227V226H105ZM128 227V226H127ZM136 227H137V225H136ZM113 227H112V229H114ZM122 228V227H121ZM6 229V228H5ZM12 229H13V231H12ZM29 229V228H28ZM27 229V230H28ZM111 229V230H112ZM127 229V228H126ZM125 229V230H126ZM128 229H130V228H128ZM259 229V228H258ZM34 230V229H33ZM122 230V229H121ZM131 230H132V228H131ZM10 231V232H9ZM17 231V232H16ZM116 231H118V230H116ZM8 232H9V234H12V236L11 235H9L8 234ZM13 232V233H12ZM16 232V233H15ZM24 232H25V230H24ZM257 232V231H256ZM1 233V232H0ZM17 233H18V235H17ZM28 233H29V230H28ZM254 233V232H253ZM261 233V232H260ZM16 234V235H15ZM21 234V235H20ZM45 234V233H44ZM53 234V233H52ZM118 234V233H117ZM120 234V233H119ZM118 234V235H119ZM257 234V233H256ZM261 234H263V233H261ZM260 234V235H261ZM3 235V236H4ZM6 235H7V238H6ZM14 235V236H13ZM23 235H25L24 233H23ZM30 235V234H29ZM42 235V234H41ZM54 235H56V234H54ZM125 235V234H124ZM258 235H259V233H258ZM8 236H9V238H8ZM17 236V237H16ZM31 236H33V235H31ZM30 236V237H31ZM40 236V235H39ZM121 236V235H120ZM15 237V238H14ZM43 237V236H42ZM41 237V238H42ZM256 237H258V236H256ZM263 237H264V235H263ZM259 238V237H258ZM260 238H262L261 236H260ZM5 239H7V240H5ZM8 239H10L11 240V242L10 243H8L10 240H8ZM29 240H31V238H28ZM36 240V239H35ZM46 240V239H45ZM53 240V239H52ZM55 240V239H54ZM253 240V239H252ZM257 240V239H256ZM8 241V242H7ZM15 241V242H14ZM26 241V240H25ZM33 241V240H32ZM42 241V240H41ZM251 241V240H250ZM46 242H47V240H46ZM45 241H44V243H45V246H43V248H46L47 247V245H48V247L47 248H49L50 249V247H49V244L50 243H46ZM54 242V241H53ZM255 242H257V241H255ZM263 242V241H262ZM8 243V244H7ZM26 243V242H25ZM24 243V244H25ZM29 243H31V242H29ZM28 243V244H29ZM32 243H34V242H32ZM35 243H37V242H35ZM41 243H43V242H41ZM261 244V240H260V242L258 241V244ZM22 244V243H21ZM27 244V245H28ZM39 244V242L37 243V245ZM5 245V244H4ZM16 245V244H15ZM26 245V244H25ZM39 245H41V244H39ZM56 245V244H55ZM257 245V244H256ZM255 245V246H256ZM2 246V245H1ZM135 246V245H134ZM252 246V245H251ZM264 246V245H263ZM10 247V246H9ZM19 247H21V249H19ZM27 248H28V246H26ZM24 248L23 246H18V251L17 250H14V251H16V252H14V251H12V247L10 248L11 250L9 251L10 252V254H9V252H8V257H7V255H6V253H5V255H6V257L5 258H7V259H5L4 257V259H5V261H4V264H26L27 262H26V260L28 261V264L30 263V261L34 264H36V262H37V260H39V259H36V256L34 255L35 253H34V248H32V247H35V245H30V247L28 248L30 251H28V249L27 248ZM38 246H36V248H37ZM40 247H42V245L40 246ZM248 247H250V246H248ZM1 248H3V247H1ZM14 249H15V247H13ZM17 248V247H16ZM27 249V250H24V249ZM46 248V250H45V253L44 254H50V252L48 253L47 251L49 250V249H47ZM56 248V247H55ZM133 248V247H132ZM23 249V250H22ZM32 249V250H31ZM38 249H39V247H38ZM57 249V248H56ZM264 249V248H263ZM3 250H5V248H3ZM19 250L20 251H22V252H24V253H19ZM37 250V249H36ZM42 250V249H41ZM254 250V249H253ZM8 251V250H7ZM12 251V252H11ZM28 251V256L30 257H27V254H26V252ZM31 251L33 252V253H31ZM50 251H51V249H50ZM129 251V250H128ZM127 251V252H128ZM135 251V250H134ZM249 251V250H248ZM247 251V252H248ZM14 252V253H13ZM39 251H37V254H39L38 253ZM43 252H44V250H43ZM138 252V251H137ZM246 252V251H245ZM251 252V251H250ZM258 252H260V251H258ZM13 253V254H12ZM55 253H56V251H55ZM134 253H136V252H134ZM256 253H257V251H256ZM249 254V253H248ZM260 254V253H259ZM264 254V253H263ZM32 255L34 256V259H33V257H32ZM42 255V254H41ZM253 255V254H252ZM252 255H250V257L252 256ZM39 256V255H38ZM49 256V255H48ZM138 256H139V253H138ZM248 256V255H247ZM261 256V255H260ZM41 257V256H40ZM43 257V256H42ZM142 257V256H141ZM145 257H147V256H145ZM263 257H264V255H263ZM38 258V257H37ZM52 258V257H51ZM135 258H136V256H135ZM261 258V257H260ZM259 258V259H260ZM4 259H2V261L4 260ZM31 259V260H30ZM36 259V260H35ZM46 258H44V259H42V264H46V262H44L43 263V261L45 260ZM246 259V258H245ZM253 259H254V257H253ZM263 259V258H262ZM47 260H48V257H47ZM233 260V259H232ZM34 261H36V262H34ZM39 261H41V259L39 260ZM38 261V262H39ZM262 261V260H261ZM128 263H129V261H127ZM138 262V261H137ZM238 262V261H237ZM32 263H30V264H32ZM213 263V262H212ZM260 263V262H259ZM2 264H3V262H2ZM38 264V263H37ZM40 264V263H39ZM129 264H131V263H129ZM234 264V263H233ZM250 264V263H249ZM257 264V263H256Z\"/></svg>", "mask_w": 264, "mask_h": 264}]
</instances>
